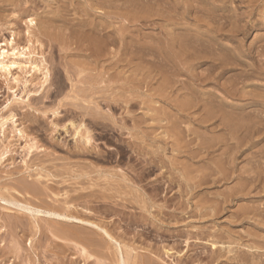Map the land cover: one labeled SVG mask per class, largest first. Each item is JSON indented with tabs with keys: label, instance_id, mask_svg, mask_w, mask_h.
Wrapping results in <instances>:
<instances>
[{
	"label": "rangeland",
	"instance_id": "rangeland-1",
	"mask_svg": "<svg viewBox=\"0 0 264 264\" xmlns=\"http://www.w3.org/2000/svg\"><path fill=\"white\" fill-rule=\"evenodd\" d=\"M6 1L7 0H5V1L0 0V6L3 7L2 9L0 8V48L3 46L2 43H5L4 41H6L8 38L10 39V37L12 36V33L14 31L13 35L15 38V43L18 42V43H16V46H18L19 49L22 47H28V46L30 48L29 51L27 50L25 52L24 55H26V57H24V58L28 59V57H30L29 59L31 61H33V62L35 61L37 64L39 63L40 67H42V66L43 67L41 68L42 73L40 71H34V72L31 71L30 74H25L24 72H26L27 69L29 70L28 67L30 66V64L26 63V60L24 58H21L20 62L25 63L27 65L26 68H23V71H20V69H14V70H11L10 75H5V74L0 72V120L4 117L8 116L9 113L12 112L13 114H15V117L18 119L17 123L20 126L18 128H22L24 130V132L27 134V135L25 134L27 136V138H29L25 141H23V140L13 141L12 138L10 139V136L12 134L9 133V139L14 142V144L12 142V146L10 147V149L12 151H11V153H9V155L12 154L10 156V158L11 157L12 158L11 159L8 158V160L1 165L2 167L0 166V174H1V172H3L0 175V183L2 182L0 184V189H1L0 193L4 192V190L6 188H8L9 186L14 185L16 182L15 179H18L19 178L18 176L22 175L21 171H23V169H25L24 170L25 174L31 175V171H32V175L30 177L32 179H34L33 178L34 174H41L43 176H46V178L43 180L48 181L47 182L48 186L51 185V188H52V189L50 188L51 191H53V192H54V190L56 191V188L60 190L59 191L60 195H58V197H54L49 192V194H51V197L63 199L64 197H62V196H65V195H70L71 197H75L78 194H81L83 196H85L87 194H91L92 195L91 201L89 200V198H86V199L80 198V199H76L77 201L75 200L76 203H74L75 201H73L72 203L70 202V204L66 205L65 207H68L69 209L73 207L74 209L72 208L71 210H74V212H76L75 210H81L84 208L83 210H85L86 212L84 211L83 212L84 217L80 216V218L85 219L86 216H88L89 219H86V220H90V217H92V218L94 217L93 219L91 218L93 220V221L91 220L92 222H94L96 224L99 223L98 225H100L101 227L103 226L102 223L105 224L104 226H105V228H107L105 230L110 229L109 230L110 233L107 231L108 234L109 235L113 234L111 238L114 237L115 241H117V244H119V246L117 245V247H116V244L113 242H109V240L107 238H106V241H108V242L104 241L101 244V246L105 245V248L95 246V245H97L96 244L97 242L94 243L93 241H95L96 239L93 240V235L92 236L90 235V234H93V232L91 230H90L91 233H90V231L88 232L89 229L86 230V228H84V230L82 231L81 229H83V228H81V226L79 227V225H77V224L74 225V224L67 223L68 224L67 225L66 223H62V224H55L56 226H54V223L39 221L38 223H39V225H41V227L43 229L42 230L43 232H41V234H40L39 231H37V229L35 230L33 223L25 222V225L22 226L24 229H22V227H21L20 228L21 230H20V229L15 227L14 222H15V218H17L19 216L21 211L18 210L17 207H15L14 205H13L14 206L13 207L10 204L5 205L4 202L3 203L0 202V218H1L0 219V256H1L0 257V264H37V263L38 264H117L116 257H114L115 256L114 254L116 252H118V247L125 256L128 255V253H130L129 255L132 256L131 261H129L130 264H131V262L133 264H144L143 262H145V264H153V262L155 264H188L190 262H191L190 264H200V263L207 264L208 261H210V262H208L209 264H214V263L215 264H218V263L219 264H229L231 261H228L227 263H225V258H220L219 260H217L218 262L211 260V259H214L213 257L215 255V254H213V252L217 253L218 250L221 251V254H223V255L225 254L226 257H230L231 254H233V256H234L235 252L238 251L237 253H239L240 256H242L241 253L242 254L244 253L243 256H247L248 259H250V260L252 259V260L257 261L259 263L262 261L261 263H264V247H262V249H261V248H257V244L254 245V242H256L257 240H258L257 242H262V239H264V231L259 230L258 228H255V226L252 224L253 222L251 220L252 217L254 219H257V220L260 219L259 217H261V219H262V216H261L262 213H261L260 209L264 207V192H261V190H260L264 187V181H262V182L260 181V183L257 182L258 176H256V174L258 175V173L259 174L261 173L262 175H264V173H263L264 172L263 171L264 170L263 169L264 168V165H263L264 164V76H263L264 75V73H263L264 72V69H263L264 68V56H263L264 55V45H263L264 44V22H263L264 21V0H86L88 2H86L85 0H44V1L43 0H33L35 2L37 1L35 6L33 3H31V0H23L25 3L22 2V0L17 1V2L15 1L14 2L15 5L9 1H8L9 3L7 4ZM83 3H85V4H83ZM2 4H5V5H2ZM9 4H11V5H9ZM86 4L87 5L89 4V7ZM90 4H91V6H90ZM156 5H158V7ZM19 7L22 10H20ZM85 8H88L86 12L84 11V10H86ZM89 8H90L91 12L89 11ZM103 8H104V11H103ZM134 8H136V10L142 11V12H138ZM66 9L68 10V12L66 11ZM149 9H150V11H148ZM56 10L58 12L53 14L54 12H56ZM62 10H64L65 13ZM51 12H52V15H51ZM47 13L50 15H48ZM109 13L112 14V16ZM137 13H138V15H136ZM151 13H153V15ZM250 13H252V14L250 15ZM43 14H45V16ZM64 14H66L68 16L66 17V15H64ZM88 14H89V16H88ZM139 14H140V16H139ZM141 14H144V15H141ZM46 15H48L47 18H46ZM54 15L55 16L60 15V17H57V16L55 17ZM61 15H63L64 17ZM150 15L152 17H150ZM120 16H121V18H120ZM141 16H142V19H141ZM161 16H163V17H161ZM197 16H199V17L197 18ZM143 17H145V18L143 19ZM165 17L168 19H166ZM28 18H30V19L33 18L32 20H34V24H32L31 26L29 24H27V21L29 20ZM137 18L139 20H137ZM169 18L171 21L169 20ZM199 18L202 20H200ZM234 18H235V20H234ZM83 19H84V21H82ZM85 19L88 22L87 24H86ZM134 19L136 20V22H134ZM35 20L36 21L38 20V21L36 22ZM233 20H234V22H233ZM47 21H52V23H54V24H51L50 22L47 23ZM174 22H176V23H174ZM177 22H178V24H177ZM65 23L66 24L70 23L71 26L69 24H67V25H69L67 27V25ZM129 23H131V24H129ZM142 23H144V24H142ZM199 23H201V24H199ZM207 23H209V24H207ZM225 23H226V25H228L230 32L228 31L229 29L227 28V26L223 27V25H225ZM89 24H90V26H89ZM91 24L92 25L95 24V25H93V27H92ZM210 24L212 25V27H211V29L208 30V28H210V26H211ZM231 24H232V26H231ZM233 24H235V25H233ZM50 25H52L51 28H53V30L51 28H49ZM82 25H83V27H82ZM46 26H48L47 27L48 29L46 28ZM86 26H88V27H86ZM189 27H191V28H189ZM231 27H234L235 29H233V28L231 29ZM76 28H77V30H76ZM80 28H81V30H78ZM90 28H91V30H89ZM41 29H44V30H41ZM131 29H133V31ZM244 29H245V31H244ZM27 30L29 31L30 37L27 36L28 34L26 35ZM78 31H80V32L78 33ZM82 32H85L86 34H84ZM49 33H51V35ZM73 33H74V35H73ZM76 33H78V34L81 33V34L78 35ZM188 33H190V34H188ZM55 34H57V35L59 34L58 37ZM88 34H90L89 37L91 36L93 39L90 38L91 39L90 40L89 37L87 36ZM53 35H55L56 37L55 36L52 37ZM81 35H82V37H81ZM77 36H78V38H77ZM96 36H97V38H96ZM26 38L28 40L31 39L30 44L28 42H26ZM53 38L56 40L55 42L53 41ZM56 38H58V39L60 38L61 42H60V40H57ZM75 38H77V39H75ZM177 40H178V42H177ZM62 41H65V42L62 43ZM85 41H86V43H85ZM88 41H89V43H87ZM91 42H92V44H91ZM179 42H182V43H179ZM79 43L82 45H80ZM26 44L28 46H26ZM91 45H92L93 49H92ZM93 45L95 47L97 46V48H95ZM99 46H101L100 47L101 50L98 49ZM188 46H189V48H188ZM3 48H6V47H3ZM81 48H82V51H80ZM151 48H152V50H151ZM86 49H87V51H86ZM88 49H89V51H88ZM162 51H163V53H162ZM191 51L193 53H191ZM82 52H83V55H87V53L89 52V54H88L89 57H87V56L82 57L83 56L81 54ZM184 52H185V54H184ZM27 53H29V56ZM91 53H93L95 55H93V57H90V56H92V55H90ZM97 54L98 55L100 54L99 55L100 57ZM128 54H130L131 57H130V55L128 56ZM163 54L165 56H167L168 58L165 57ZM134 55H139V57L138 56L133 57ZM186 55H187V57H186ZM213 56L215 58H213ZM216 56H219L218 59ZM85 58H87V59H85ZM83 60H84V62H83ZM212 61H215V63H217V64L213 63ZM218 61L220 62V65H218L219 64ZM81 62H83V64ZM78 63H81L82 65L78 64ZM86 64H87V66H86ZM88 64L90 66L92 65L94 68L93 67L91 68ZM135 64H137V65L135 66ZM142 64H143L144 68H143ZM79 65H81V66H79ZM84 65L87 68L89 66L90 69L84 68L83 67ZM137 66L141 71H139ZM151 67H153V68H151ZM214 67H216V68H214ZM155 69H156V71H155ZM240 70H241V72H240ZM44 71H49V72H47V75H49V76L46 78L47 79L46 82H44L45 81V75H44L45 72ZM242 71H244V72H242ZM134 72H135V74H134ZM80 73L86 74V75H82V74L80 75ZM136 73H137V75H136ZM126 74L128 76H126ZM193 74L195 76H193ZM257 74H259V76L260 77L262 76V77L260 78ZM77 75H79V78ZM119 75H120V77H119ZM80 76H83L82 77L83 80ZM86 76L89 77V80H88V78H86ZM75 77H77V78H75ZM14 79L15 80L18 79L19 82H15ZM160 79L164 80V81H161ZM203 79H205V80H203ZM234 80H235V82H234ZM25 81H27V83H26L27 85L24 86ZM160 81H161V83H160ZM163 83H165V84H163ZM183 83H185V84H183ZM158 84H160V85H158ZM169 84H170V86H169ZM227 84H228V86H227ZM238 84H240V85H238ZM157 85H158V87H157ZM229 85H231V86H229ZM148 86H150V87L148 88ZM165 86H168V88L169 87L170 88L168 89L166 87V89H164ZM221 86L224 88H222ZM58 87H60L61 90H60V88L58 89ZM229 87H231V88H229ZM84 89L89 91V92L85 93V97L83 96L84 93L82 94V91ZM90 89L93 91H90ZM147 89H148V91H147ZM233 89H234V91H232ZM76 90H78V92H75ZM86 90H84L83 92H85ZM187 90H189V91H187ZM228 90H229V92H226ZM156 91H157V93H156ZM158 91L160 93H158ZM161 91H162V93H161ZM167 91H168V93H167ZM26 92H28V93H26ZM79 93H81V94L79 95ZM90 93L92 94V96L89 95ZM165 93H166V95H165ZM169 93H170V96H169ZM86 94H88V96H91V97L89 98L88 96H86ZM162 94L167 99L164 98ZM25 95H26V97H25ZM156 95L159 96V98ZM160 95H162L163 98ZM13 96H17V98L20 96L21 98H23V100L19 101V102L16 101V103H18V104L12 103L10 105V108L11 107L12 108L11 109L9 108V110L4 109V106L8 103V101L9 102L13 101L12 100ZM34 96H36L37 99H38V97L39 98L41 97V99H39L40 102L38 100L36 101V98ZM82 96H83V98H82ZM70 98H75V101H74V99H70ZM115 98H118V100L116 99L117 102H115ZM91 99H93L94 101ZM108 99H110V100H108ZM184 99L185 100L187 99L188 101H190V103L187 105L188 109L185 106L186 108L183 107L184 110H183V108L180 110V107H182V106H180V103H182L184 101ZM41 100H42V102H41ZM83 100H86V101L84 102ZM171 100H172V102H170ZM173 100L175 103L173 102ZM260 100H262V101H260ZM197 101H198V103H197ZM30 102H31V104H30ZM35 102L36 103L39 102V103L36 104ZM97 102H99V103H97ZM76 103H78L80 105L82 103V105L80 106ZM142 103H143L144 107H142ZM97 104H99V105H97ZM174 104H176V106L179 108L181 113ZM213 105L216 106V108H217L216 114H214L215 110H214ZM217 105L219 106V109H218ZM83 106H85V107H83ZM89 106L91 107V109L93 108L92 109L93 110V117H90V115H88V117H87V115H84L86 118L85 119L82 116V112L84 111L83 109L88 110ZM167 106H168V108H167ZM209 106L213 107L214 111H210L212 108H209ZM57 107H59V108H57ZM77 107H79V108H77ZM80 107L82 110L80 109ZM231 108L233 109L232 111H231ZM91 109L89 108L88 111L92 112ZM139 109H141V110L139 111ZM163 109H165V110L163 111ZM157 110H158V112H157ZM186 110H188V111H186ZM208 110L210 111L211 116H210V113L208 112ZM220 110H221V112H223L225 114L221 115L223 113L219 112ZM223 110L227 111V112L229 111L228 113L235 112V113H237V115L236 114L231 115V113H230L229 115H231V116H229L228 113L224 112ZM95 111H97L98 113ZM152 111L159 114V117L157 118L158 115L155 114L156 118H154V115H153L154 113ZM189 111H190V113H189ZM150 112L153 114H151ZM218 112H219V114H218ZM102 113H103V118L108 116L107 119L109 122H107L106 118H105L106 120L105 119L103 120L102 116H99L100 114L102 115ZM149 113L151 115H153L154 120L151 119L152 118L151 116H150L151 118H149V116H148V115H150ZM73 114H75V115H73ZM95 114H96V116H95ZM97 114H99V115H97ZM189 114H190V116H189ZM212 114L217 115V117L213 116ZM197 115H198V117H197ZM55 116H57V117H55ZM67 116L68 117L72 116V118L70 119ZM164 116H165V118H163ZM169 116H170V118H169ZM218 116H220L221 119ZM224 116H226V117L224 118ZM234 116L239 117V118H237L238 122H233ZM73 117L77 121V124L81 123L80 125H83V126L86 125L85 127H87V128L85 129L82 126V128L84 130L80 129V132H79V130L75 129L74 127L76 125V123H75L76 121H74V122L71 121V120H74ZM95 117H98V118H95ZM122 117H124V118H122ZM208 117H209V119H208ZM211 117L212 118L214 117V119H212ZM56 118L57 119L59 118V119L57 120ZM61 118L64 121H62ZM99 118H102V119H99ZM112 118H114V119H112ZM168 118L172 121L168 120ZM206 118H207V121H206ZM222 118H224V119L222 120ZM66 119L69 122H66L67 121ZM121 119H122V122L120 121ZM133 119H134V122H133ZM225 119L227 121H224ZM56 120L59 121V124H57L58 122ZM92 120H93V124H91V122H90ZM209 120H210V122H209ZM219 120H221L220 123H222L221 124L222 128H220V126L216 128L217 124L219 123L218 122ZM135 121H138V122H135ZM169 121L172 124L169 123ZM180 121H182V123ZM202 121H204V123ZM235 121H236V119H235ZM20 122L23 124H20ZM53 122L55 123V126H57L56 129H54V130L52 129V128H55ZM70 122H72V123H70ZM82 122H83V124H82ZM144 122H145V124H144ZM167 122H168V124L171 125V127H170V125L167 124ZM229 122H231V123H229ZM73 123H75V124H73ZM252 123H253V125H252ZM51 124H53V125H51ZM87 124H88V126H87ZM151 124H152V127H151ZM214 124H216V125H214ZM21 125H22V127H21ZM23 125H24V127H23ZM222 125H224V126H222ZM236 125H238V127ZM241 125H242V127L245 125L244 130L240 129V128H242ZM175 126L178 128H176ZM233 126L234 127L236 126V127L234 128ZM248 126H250V127L256 126L259 129V132L251 133V134L247 135L246 128ZM121 127L122 128L124 127L123 130H121L122 129ZM165 128H168L169 132L172 134L174 132H171V131H175V135L174 134L171 135L170 133H168L167 132L168 130L167 129L165 130ZM230 128L231 129L234 128L233 129L234 132H232V131L228 132L230 130ZM236 128H239V131ZM65 129L67 130L66 132H68V133L65 132ZM76 130L79 132L78 134H77ZM149 130H151V132ZM152 130H153V135H151ZM214 130H216L215 133H214ZM83 131L87 133V136L90 133L89 134L90 137L89 136L88 137L92 140V144L89 143V145L88 144L84 145V142L82 140L83 138H81L83 136V134H85V133H83ZM187 131H189V132H187ZM239 132H243V133L240 134ZM147 133L148 134L151 133V134L147 135ZM166 133H168V134H166ZM229 133H234L235 135L229 134ZM56 134H57V136H56ZM77 135L79 137H77ZM135 135H137V136H135ZM220 135H222V137ZM230 135H233V137H231ZM237 135L239 136V140H238ZM213 136H214V139L212 138ZM167 137H169L171 140L178 138L179 140L176 142H178L177 144H179L181 149H177V147L178 148H180V147L175 142H174L176 144V145L174 144L175 149L169 147L170 143H169V145L166 146L165 142H168V141L172 142ZM144 138H145V140H144ZM230 138H231V140H230ZM235 138H236V140H238V141L241 140L243 142V143H241V141H240V143H239L242 146L237 144L238 141H236ZM30 139H32V140L30 141ZM233 139H234V142H233ZM76 140H79V144H78V142H76ZM138 140L141 144L138 142ZM229 140L232 141L233 143L230 142ZM250 140H252L255 145L251 149H246L245 145ZM191 141H193V142H191ZM9 142L6 141L5 143L8 144ZM124 142L125 143L127 142V143L125 144ZM188 142H189V144H188ZM0 143H1V139H0ZM25 143H26V145H25ZM29 143L30 144L31 143L37 144V149L33 148V150H32L33 152L26 154V153H28V150H27V148H24V147H27V144H29ZM136 143H139V144H136ZM161 143L164 145H162ZM181 143H183V144H181ZM201 143H202V145H201ZM225 143L227 145L230 143V145L227 146ZM231 143L233 144L235 151L233 149V146H232V148L230 147L232 145ZM142 144L147 145V146H144V145L142 146ZM152 144H154V145H152ZM75 145L79 146V147H76ZM83 145L86 148H88L89 146L92 147L91 148L92 150L90 149V147H89V150H87V151L86 150H79L83 147ZM127 145L129 147H127ZM133 145H135V146H133ZM136 145H138V146L136 147ZM151 145H152V147H151ZM199 145H201V147H199ZM237 145H238V147H236ZM247 145H249V144H247ZM123 146H125V147H123ZM139 146L141 148H138ZM149 146H150V149L147 148ZM163 146H164V148H163ZM210 146H211V148H210ZM226 146H227V149L225 148ZM18 147H19V151L16 150V149H18ZM143 147H145L147 150H145V148H143ZM1 148L2 147H0V151H1ZM170 148L174 149V150H170ZM228 148H230V150L233 149V151L235 153L232 152V150L231 151L228 150ZM238 148L240 149L239 150L240 153L239 152L237 153ZM68 149H69V151H68ZM133 149H134V151H133ZM142 149L144 151H141ZM152 149L153 150L157 149L156 151L154 150V152H157L159 154L158 155L157 153H155L156 156L158 155L157 157L160 158L159 159L160 162L163 160L162 163L159 162L160 164H158V168H157V166L153 167L150 164L146 163V159L148 160L151 157V156H149V154L150 155L153 154ZM176 149L179 151H177ZM188 149H189V151H188ZM16 151L18 154L16 153ZM70 151H71V153H70ZM147 151H148V153H147ZM197 151L199 152V154L200 153L201 154L200 155L195 154V153H197ZM177 152H178V155H177ZM193 152H195V153H193ZM223 152L226 154H229V155H226V154L224 155ZM20 153H22V154H20ZM86 153L88 156L85 157ZM262 153H263V155H261ZM14 154H15V156H14ZM217 154H219V155L217 156ZM235 154L237 157L235 156ZM30 155H31V157H30ZM195 156H196V158H195ZM25 157H26V159H25ZM207 157H208V159H207ZM21 158H22V160H21ZM228 158H231V160H229ZM28 159H29V161H28ZM36 159H37V161H36ZM216 159H218V160L220 159L221 162L217 161ZM170 160H171V162H170ZM30 161L32 162V164ZM174 161L176 163H173ZM10 162L13 164L11 165ZM16 162H18V163H16ZM22 162H24V163H22ZM25 162H26L27 167H25ZM217 162L219 164L220 163H222V164H220L217 167V165H214ZM15 163L19 167L21 165V168H20L21 170L19 169L20 171H17V169L19 167H17L15 165ZM169 163H172V164L169 165ZM35 164H36V166L38 165V167H33V165L35 166ZM145 164H147V165H145ZM186 164L189 165L188 166L189 171H192V173H194L195 170L197 169V168H195L196 166L202 172L198 171V169H197L196 172H198V173L195 172L193 174V177H192V173H191L192 178L189 179L190 174H187V173H190V172L184 171V169L185 170L188 169L187 166H186L187 169L183 168ZM224 164H225V166H224ZM229 164H232V165H229ZM8 165L11 166V168ZM53 165H54V167H53ZM259 165L261 167L263 166V168H261V167L259 168ZM146 166H148V167H146ZM169 166L171 167V170H170ZM173 166H176V168L178 170L175 169V167L172 169ZM199 166L200 167L202 166L203 168H199ZM204 166H205V168H204ZM220 166L222 167V169ZM257 166H258L259 170L256 168ZM39 167H41V168H39ZM52 167H53V169H52ZM193 168H194V170H192ZM14 169H15V172H18V174H19V175H15L18 178L17 177L15 178V176H13L12 179H11V177L5 178L6 172H8L9 170L13 171ZM41 169L43 170V172ZM219 169H221V170H219ZM247 169H248V172H250V173L252 172L250 175L249 174L247 175V173H248L246 171ZM210 170H213L216 176L214 174H210V173H212V172H210ZM222 170H224L225 172L227 171V172L222 174L220 172ZM52 171L54 172V174L52 173ZM168 171H170V172H168ZM218 171H219V173H218ZM48 172H49V174H48ZM71 172L73 174H71ZM92 173H94V174H92ZM102 173H104V174H102ZM122 173L124 174V176L122 175ZM206 173L208 174L210 181H208L209 178H207ZM239 173H241L242 175ZM44 174H46V175H44ZM110 174L112 176L116 175L115 176L116 178L112 177ZM163 174H164V176H163ZM3 175H4V177H3ZM53 175H55V176H53ZM67 175L69 177H67ZM77 175H79V178ZM224 175H225V177H224ZM47 176H48V178L50 177V179H48ZM74 176H75V178H74ZM80 176L82 178H80ZM200 176H205L207 180L204 177H200ZM217 176H218V178L222 177L223 179L222 178L218 179ZM71 177L75 180H73ZM105 177H107L108 179ZM121 177H123L124 179ZM170 177H171V179H173V181L170 179ZM55 178H56V180H55ZM109 178H112V179L110 180ZM202 178H204V183H201L200 185H198L200 187L191 184L194 182L198 183V181H200V179H202ZM215 178H217L218 181L220 180V182H217L215 184L210 183ZM246 178H248V179H246ZM7 179H8V181H7ZM9 179L13 180V181H10ZM89 179H91V180H89ZM113 179L117 182L118 185L116 184V182ZM121 179L124 181H122ZM217 179H215V180H217ZM263 179H264V176H263ZM125 180H126V182H125ZM190 180H192V181L195 180V181L192 182ZM106 181H107V184H106ZM159 181H160V183H159ZM54 182H56V183H54ZM92 182H93V184H92ZM207 182H209L210 184H208ZM4 183H6L7 185H5ZM119 183H120V185H119ZM131 183H132V185H131ZM112 184L114 186L116 185L117 187H113ZM109 185H110V187H109ZM186 185H188L187 186L188 188L186 187ZM87 186H89V187H87ZM91 186H94V187H91ZM121 186H122V188H121ZM124 186H126V187H124ZM244 186H245V188H244ZM64 187H67V188H64ZM168 187H171V188H168ZM3 188H4V190H3ZM115 188H116V191L114 190ZM119 188H120L121 192H120V190H117ZM242 188L244 189V191L245 190H251L252 196L256 195L257 192H260V193H258L254 198H251V199H249L247 197L245 198V197H242L244 194ZM254 188H256V189H254ZM78 190L80 192H78ZM188 190H190V191L193 190L192 193L195 194V196L191 195V193L188 194V192H187ZM239 190H240V192H239ZM73 191H74V193H77V194H74ZM92 191L95 193V195ZM100 191H102V192H100ZM105 191H106V193H105ZM108 191H110V192H108ZM134 191H135V193H134ZM183 191L187 192V193H184ZM238 192H239V194H238ZM10 193L13 194L12 191H10ZM130 193H131V195H130ZM210 193H211V195H210ZM219 193H221V195H223V197L225 195L223 193H226V194L229 193L228 196L225 195V197H228L227 199H229L228 202L223 205V207L225 208V210H224L225 213L223 211H221L217 217L212 218L211 216L210 217L206 216L204 218L202 217V218L198 219L199 217L197 216L196 212L197 211L201 212L200 209L202 207H204L203 209H201V210H203L204 213L205 212L209 213L210 209L212 210V208L213 209L215 208L214 203L224 202L225 199L223 200L222 196L219 195ZM125 194H127L128 196ZM201 194H203V195H201ZM206 194H207V196L208 195L209 196L208 197L205 196ZM234 194H236V195H234ZM123 195H124V198H123ZM143 195H144V197H143ZM179 195L181 197H179ZM215 195H216L217 199H216ZM17 196L18 197H16V198L18 199V201L24 203V201L22 200L23 197H20V195H17ZM100 196L102 198H100ZM125 196L127 198H125ZM131 196H133L134 198H137L138 201L135 200L134 198H132ZM186 196H188V197H186ZM196 197L199 200L198 202H196L197 201ZM210 197H211V199H210ZM234 197L235 198L237 197V198L233 200L232 198H234ZM186 198H187V200H186ZM146 199L147 200L150 199L149 202ZM170 199L173 201H171ZM209 199H210V201H208ZM231 199H232V201H231ZM50 200H52V199H50V198H49V200L46 199L47 204H45V207H44V208H47L46 210L51 209V207H55V208L59 207L58 203L53 202V200L51 203H53L54 206H52V204L50 203ZM82 200H84V201L81 203ZM193 200H195V201H193ZM217 200H219V201H217ZM78 201H80V202H78ZM143 201H145V203ZM200 201L206 202V203H202V205H201L202 207L199 205L197 208L194 207L197 205V203L201 204ZM34 202L35 201L32 200V203H34ZM165 202H168V203H165ZM178 202H180V203H178ZM181 202L184 203L185 205L181 204ZM194 202H196V203H194ZM143 203L145 205H143ZM193 203H194V205H193ZM211 203H213V205H211ZM77 204H79V205H77ZM88 204H90V205H88ZM105 204H107V205H105ZM177 204L181 208V211H180L179 207H176ZM205 204H208V205L210 204L209 206L212 208L205 207L206 206ZM7 205H9V206H7ZM32 206H34V205H32ZM173 206H175V208H178V210L175 209ZM181 206H183V207H181ZM185 206H187L188 208L186 209ZM228 206H230V207H228ZM189 207H190V209H189ZM242 207H244V208L242 209ZM252 207H255V208L257 207L256 209H259L260 211L259 210L255 211L256 210L255 209L253 211L254 212V214H253L250 211V210L254 209ZM87 209L90 210L89 212H91L92 214L88 213ZM101 209H102V212L100 211ZM194 209L197 210L195 212L196 214L194 213ZM238 209H240V210H238ZM244 209L245 210L248 209L246 211V213H243V211H245ZM206 210H208V211H206ZM186 211H187V213H185ZM192 211L194 213V214H192L193 216L191 215ZM188 212H190V213H188ZM248 212H249V215H248ZM250 212L254 216H251ZM241 213H242V217H245V219L240 217ZM257 213H259V214H257ZM76 214H77V212H76ZM243 214H245V215H243ZM195 215L197 216V219H193V218H195ZM5 216H6V220L11 219L13 216H14V218H12L11 222H10V220L5 222V220H4ZM236 216H239V219H235ZM255 216H256V218H255ZM186 218H189V219H186ZM209 218H211V219H209ZM236 218H238V217H236ZM241 218H242V222H241L242 224L240 223ZM97 219H99V220H97ZM247 219H248V222L246 221ZM214 220H216L217 222ZM12 221H13V223H12ZM160 221H162V222H160ZM199 221H201L202 223ZM204 221H206V222H204ZM174 222L175 223L177 222V223L175 224ZM213 222L215 223V225ZM181 223L183 224V226ZM191 223H193L194 225ZM12 224H14V227ZM36 224H37V222H36ZM195 224L198 226H196ZM50 225H52V227ZM175 225H178V226H176L177 228L175 227ZM184 225L187 226V228ZM190 225L191 226L193 225V227H191ZM218 225H219V228L217 227ZM2 226H8V228L2 227ZM199 226H200V228H199ZM224 226H226L228 228L226 229V227L224 228ZM9 227L11 228V230H13L12 231V232H14L13 234L10 231ZM53 227L59 228L58 230L56 228L54 229V233H55V230L57 232V233H55L56 236L54 234L51 235L53 233V231H52ZM188 227H190V229ZM194 227H197V228H194ZM201 227L203 229H201ZM74 228H75V230H74ZM77 228H78V230H77ZM102 228L104 229V227H102ZM191 228H194V229L191 230ZM46 229L49 231H47ZM62 229H65V230H62ZM204 229H206V230H204ZM229 229L231 230V232L229 231ZM262 229H264V227ZM60 230H61V232H60ZM79 230L82 231L83 233H81V232L77 233ZM190 230L192 233H189ZM205 231H208V232H205ZM228 231H229V233H228ZM238 231L240 232L239 234H238ZM184 232L185 233L187 232L186 234H192V235L194 234L191 237L194 240L191 239L189 236H187ZM218 232L219 233L221 232V235L218 234ZM232 232L234 233V235ZM248 232H251V235ZM252 232L254 233V235L256 234L257 236L259 234L262 238L258 239L260 236H258V238H257L255 235L254 236L255 239H254ZM8 233H9V235H8ZM61 233L63 235H65V238H63V235H61ZM74 233H75V235H74ZM169 233H170V235H169ZM205 233H207V234H205ZM210 233H215V234H211V235L217 236L218 238H221V239L223 238L222 240L226 241L227 238H228V240L226 242L221 240V243H219V245L217 244V245L213 246L210 243H212V241H214L215 239L209 238ZM216 233L219 236L216 235ZM235 233L237 234L236 236H235ZM14 234H15V237H14ZM43 234H44V236H43ZM78 234L81 236H78ZM85 234L86 235L88 234V235L86 236ZM223 234H226V235L223 236ZM82 235H85V236L82 237ZM207 235H209V236H207ZM19 236L21 238H22V236H24V237L21 239ZM32 236L35 238H33ZM38 236L40 238L39 240H38ZM71 236L74 237L75 239L77 237H81L82 239L84 237H85V239L88 237V241L82 243L83 244V246H82L80 240H78L80 242L79 243L77 241V239L74 240L71 238ZM99 236H98V238L97 237H95V238H97V240H98ZM234 236L237 239H235ZM60 237H62V238H60ZM66 237H67V239H66ZM186 237H188V238H186ZM207 237L209 239H207ZM248 237L250 238V241H249ZM90 238H91L92 242L90 241ZM122 238H124V239H122ZM243 238H244V240H243ZM29 239H32V240H29ZM128 240L130 242H128ZM198 240H199V242H198ZM210 240H212V241L210 242ZM229 240H231V242H229ZM234 240H235V242H234ZM186 241H187V245H191V247H187L185 245ZM193 241H195V243ZM124 242L126 243V245ZM227 242H229V243H227ZM238 242H240V243H238ZM30 243H31V245H30ZM130 243L131 244L133 243V244L131 245ZM200 243H202V244H200ZM230 243H233V244L229 245ZM242 243H246L247 245L249 244L248 247H250L251 249L248 248L246 244L242 245ZM86 244L88 245V247H86L87 246ZM147 244H148V246H146ZM220 244H222V245H220ZM250 244H251V246L252 245H254V246L251 247ZM109 245H111V246H109ZM176 245H178V246H176ZM172 246H174V247H172ZM215 246H216V249L219 246V249L216 250L214 248L212 250L211 247L213 248ZM231 246H233V247L235 246L234 248L232 247L233 253H228L227 251L229 248H231ZM236 246H237V248H236ZM124 247H126V248L124 249ZM241 247H245V248H241ZM95 248L96 249L98 248L97 249L98 251ZM252 248H256L255 249L256 251ZM1 249H3V251H1ZM82 249H84V250H82ZM101 249H104V250L101 251ZM235 249H237V250H235ZM186 250L188 253H185ZM239 250H241V251H239ZM96 251L99 253H97ZM135 251L137 253L132 254V253H135ZM244 251L246 252V255H245ZM247 251L249 252V254ZM250 251L252 253H250ZM257 251H260V254ZM174 252H175V254H173ZM261 252H262V254H261ZM84 253H85V256L87 257V259L84 256ZM168 253H170V254H168ZM179 253H180V255H179ZM81 254H83V255H81ZM183 254H185L186 256ZM210 254L211 255L213 254L212 257L209 256ZM144 255L146 256L145 258H144ZM187 255H188V257H187ZM249 255H250V257H248ZM253 255H255V256H253ZM136 256H138V258ZM179 256H180V258H179ZM182 256H185V257H182ZM61 257H62V260L64 257L63 262L60 261ZM139 257H141V258L139 259ZM148 257H149V259H148ZM200 257H201V259H200ZM252 257H254V259ZM57 258L59 261L57 260ZM75 258H76V260H75ZM146 258H147V260H146ZM196 258H197V260L199 259L198 262H197V260L195 262ZM259 258L263 259V260H259ZM67 259H69V260H67ZM181 259H182V261H180ZM185 259H187L188 261ZM207 259H209V260L207 261ZM151 260H152V262H151ZM221 260H223V261H221ZM37 261H39V262H37ZM183 261H185V263H183ZM199 261H200V263H199ZM129 262H128V264H129ZM232 263L233 264H243L242 262L237 263V261H233Z\"/></svg>",
	"mask_w": 264,
	"mask_h": 264
},
{
	"label": "bare ground",
	"instance_id": "bare-ground-1",
	"mask_svg": "<svg viewBox=\"0 0 264 264\" xmlns=\"http://www.w3.org/2000/svg\"><path fill=\"white\" fill-rule=\"evenodd\" d=\"M4 1H5V0H4ZM8 1L15 5L14 2H15V1L17 2V1H20V0H7V1H6L7 4L9 3ZM43 1H44V0H43ZM85 1H86V0H85ZM22 2H24V1L22 0ZM36 2H37V1H36ZM36 2L33 1V0H31V3H33L34 6L36 5ZM86 2H88V1H86ZM182 2H183V1H182ZM24 3H25V2H24ZM29 3H30V2H29ZM70 3H71V2H70ZM90 3H91V2H90ZM167 3H168V2H167ZM51 4H52V3H51ZM75 4H76V3H75ZM83 4H85V3H83ZM156 4H157V3H156ZM180 4H181V3H180ZM183 4H184V3H183ZM183 4H182V5H183ZM214 4H215V3H214ZM248 4H249V3H248ZM2 5H5V4H2ZM9 5H11V4H9ZM86 5H87V4H86ZM17 6H18V5H17ZM17 6H16V7H17ZM48 6H49V5H48ZM57 6H58V5H57ZM76 6H77V5H76ZM84 6H85V5H84ZM87 6L89 7V4H88ZM90 6H91V4H90ZM133 6H134V5H133ZM156 6L158 7V5H156ZM159 6H160V5H159ZM36 7H37V6H36ZM0 8L2 9L3 7L0 6ZM90 8H91V7H90ZM90 8H89V11L91 12ZM152 8H153V7H152ZM162 8H163V7H162ZM19 9L22 10L20 7H19ZM56 9H57V8H56ZM85 9H86V10H84V11L86 12L88 8H85ZM125 9H126V8H125ZM134 9L136 10V8H134ZM140 9H141V8H140ZM166 9H167V8H166ZM57 10H58V9H57ZM57 10H56V12H54L53 14L57 13V12H58ZM92 10H93V9H92ZM167 10H168V9H167ZM23 11H24V10H23ZM62 11H64V10H62ZM62 11H61V12H62ZM66 11L68 12L67 9H66ZM103 11H104V8H103ZM107 11H108V10H107ZM111 11H112V10H111ZM113 11H114V10H113ZM136 11H138V10H136ZM144 11H145V10H144ZM148 11H150V9H149ZM193 11H194V10H193ZM204 11H205V10H204ZM32 12H33V11H32ZM59 12H60V11H59ZM85 12H84V13H85ZM92 12H93V11H92ZM105 12H106V11H105ZM134 12H135V11H134ZM134 12H133V13H134ZM138 12H142V11H138ZM146 12H147V11H146ZM154 12H155V11H154ZM207 12H208V11H207ZM62 13H63V12H62ZM62 13H61V14H62ZM64 13H65V11H64ZM88 13H89V12H88ZM111 13H112V12H111ZM171 13H172V12H171ZM209 13H210V12H209ZM247 13H248V12H247ZM247 13H246V14H247ZM47 14H48V13H47ZM59 14H60V13H59ZM66 14H67V13H66ZM66 14H64V15H66ZM85 14H86V13H85ZM85 14H84V15H85ZM92 14H93V13H92ZM109 14H110V13H109ZM145 14H146V13H145ZM151 14L153 15V13H151ZM251 14H252V13H250V15H251ZM43 15L45 16V14H43ZM48 15H50V14H48ZM48 15H46V18L48 17ZM51 15H52V12H51ZM110 15L112 16V14H110ZM124 15H125V14H124ZM136 15H138V13H137ZM141 15H144V14H141ZM146 15H147V14H146ZM146 15H145V16H146ZM159 15H160V14H159ZM219 15H220V14H219ZM54 16H55V15H54ZM56 16H57V15H56ZM56 16H55V17H56ZM61 16H63V15H61ZM67 16H68V15H66V17H67ZM88 16H89V14H88ZM90 16H91V15H90ZM102 16H103V15H102ZM128 16H129V15H128ZM130 16H131V15H130ZM139 16H140V14H139ZM57 17H60V15H58ZM63 17H64V16H63ZM124 17H125V16H124ZM132 17H133V16H132ZM147 17H148V16H147ZM150 17H152V16L150 15ZM161 17H163V16H161ZM198 17H199V16H197V18H198ZM250 17H251V16H250ZM85 18H86V17H85ZM120 18H121V16H120ZM144 18H145V17H143V19H144ZM148 18H149V17H148ZM157 18H158V17H157ZM165 18H166V17H165ZM28 19H29V20L27 21V24H29L30 26H31L32 24H34V20H32L33 18H32V19L28 18ZM50 19H51V18H50ZM66 19H67V18H66ZM87 19H88V18H87ZM131 19H132V18H131ZM141 19H142V16H141ZM160 19H161V18H160ZM166 19H168V18H166ZM199 19H200V18H199ZM13 20H14V19H13ZM47 20H48V19H47ZM60 20H61V19H60ZM80 20H81V19H80ZM85 20H86V19H85ZM89 20H90V19H89ZM92 20H93V19H92ZM137 20H139V19L137 18ZM146 20H147V19H146ZM163 20H164V19H163ZM169 20H170V18H169ZM172 20H173V19H172ZM194 20H195V19H194ZM200 20H202V19H200ZM206 20H207V19H206ZM234 20H235V18H234ZM234 20H233V22H234ZM35 21H36V20H35ZM37 21H38V20H37ZM37 21H36V22H37ZM40 21H41V20H40ZM53 21H54V20H53ZM61 21H62V20H61ZM63 21H64V20H63ZM68 21H69V20H68ZM82 21H84V19H83ZM96 21H97V20H96ZM122 21H123V20H122ZM158 21H159V20H158ZM170 21H171V20H170ZM170 21H169V22H170ZM198 21H199V20H198ZM231 21H232V20H231ZM231 21H230V22H231ZM236 21H237V20H236ZM243 21H244V20H243ZM20 22H21V21H20ZM25 22H26V21H25ZM41 22H42V21H41ZM44 22H45V21H44ZM48 22H50L51 24H54V23H52V21H47V23H48ZM70 22H71V21H70ZM76 22H77V21H76ZM124 22H125V21H124ZM134 22H136L135 19H134ZM169 22H168V23H169ZM207 22H208V21H207ZM263 22H264V21H263ZM78 23H79V22H78ZM87 23H88V22H87V20H86V24H87ZM91 23H92V22H91ZM126 23H127V22H126ZM174 23H176V22H174ZM187 23H188V22H187ZM204 23H205V22H204ZM35 24H36V23H35ZM55 24H56V23H55ZM65 24H66V23H65ZM67 24H69V25L71 26L70 23H67ZM67 24H66V25H67ZM72 24H73V23H72ZM129 24H131V23H129ZM142 24H144V23H142ZM170 24H171V23H170ZM177 24H178V22H177ZM195 24H196V23H195ZM197 24H198V23H197ZM199 24H201V23H199ZM207 24H209V23H207ZM207 24H206V25H207ZM221 24H222V23H221ZM247 24H248V23H247ZM29 25H28V26H29ZM60 25H61V24H60ZM69 25H67V27H68ZM73 25H74V24H73ZM91 25H92V24H91ZM93 25H95V24H93ZM93 25H92V27H93ZM134 25H135V24H134ZM134 25H133V26H134ZM137 25H138V24H137ZM202 25H203V24H202ZM210 25H211V24H210ZM233 25H235V24H233ZM236 25H237V24H236ZM35 26H36V25H35ZM35 26H34V27H35ZM51 26H52V25H50L49 28H51ZM62 26H63V25H62ZM64 26H65V25H64ZM89 26H90V24H89ZM135 26H136V25H135ZM180 26H181V25H180ZM195 26H196V25H195ZM207 26H208V25H207ZM224 26H227V28H228V25H226V23H225V25H223V27H224ZM231 26H232V24H231ZM242 26H243V25H242ZM247 26H248V25H247ZM12 27H13V26H12ZM12 27H11V28H12ZM47 27H48V26H46V28H47ZM78 27H79V26H78ZM80 27H81V26H80ZM82 27H83V25H82ZM82 27H81V28H82ZM86 27H88V26H86ZM139 27H140V26H139ZM182 27H183V26H182ZM211 27H212V25L210 26V28H208V30L211 29ZM54 28H55V27H54ZM57 28H58V27H57ZM69 28H70V27H69ZM69 28H68V29H69ZM81 28L78 29V30H81ZM84 28H85V27H84ZM84 28H83V29H84ZM123 28H124V27H123ZM156 28H157V27H156ZM189 28H191V27H189ZM206 28H207V27H206ZM225 28H226V27H225ZM232 28L235 29L234 27H231V29H232ZM47 29H48V28H47ZM51 29L53 30V28H51ZM71 29H72V28H71ZM83 29H82V30H83ZM137 29H138V28H137ZM137 29H136V30H137ZM154 29H155V28H154ZM159 29H160V28H159ZM193 29H194V28H193ZM222 29H223V28H222ZM228 29H229V28H228ZM41 30H44V29H41ZM76 30H77V28H76ZM89 30H91V28H90ZM89 30H88V31H89ZM95 30H96V29H95ZM124 30H125V29H124ZM131 30L133 31V29H131ZM140 30H141V29H140ZM174 30H175V29H174ZM238 30H239V29H238ZM242 30H243V29H242ZM45 31H46V30H45ZM125 31H126V30H125ZM192 31H193V30H192ZM195 31H196V30H195ZM228 31L230 32V29H229ZM244 31H245V29H244ZM42 32H43V31H42ZM48 32H49V31H48ZM48 32H47V33H48ZM63 32H64V31H63ZM76 32H77V31H76ZM79 32H80V31H78V33H79ZM119 32H120V31H119ZM127 32H128V31H127ZM141 32H142V31H141ZM165 32H166V31H165ZM10 33H11V32H10ZM13 33H14V31H13ZM13 33H12V36L10 37V39L8 38L6 41H4L5 43H2L3 46L0 48V72L3 73V74H5V75H10L11 70H14V69H20V71H23V68H26V67H27V65H26L25 63H21V62H20V59L26 57V55H24V54H25V52H26L27 50L29 51V49H30L29 46H28L27 44H28V43L30 44V42H31L30 40H31V39L28 40V39L26 38V42H28V43L26 44V46H28V47H22V48H20V49H21V50H20L19 47L16 46V43H18V42L15 43V38H14ZM43 33H44V32H43ZM45 33H46V32H45ZM78 33H76V34H78ZM82 33L86 34L85 32H82ZM87 33H88V32H87ZM132 33H133V32H132ZM192 33H193V32H192ZM221 33H222V32H221ZM234 33H235V32H234ZM237 33H238V32H237ZM27 34H28V35H27ZM49 34L51 35V33H49ZM76 34H75V35H76ZM80 34H81V33H80ZM80 34H78V35H80ZM176 34H177V33H176ZM188 34H190V33H188ZM26 35H27L28 37H30V36H29V31H28V30L26 31ZM30 35H31V34H30ZM55 35H57V34H55ZM55 35H53L52 37H54ZM58 35H59V34H58ZM58 35H57V37H58ZM70 35H71V34H70ZM73 35H74V33H73ZM89 35H90V34H88L87 36L89 37ZM93 35H94V34H93ZM121 35H122V34H121ZM193 35H194V34H193ZM44 37H45V36H44ZM55 37H56V36H55ZM59 37H60V36H59ZM73 37H74V36H73ZM81 37H82V35H81ZM199 37H200V36H199ZM219 37H220V36H219ZM31 38H32V37H31ZM37 38H38V37H37ZM45 38H46V37H45ZM61 38H62V37H61ZM77 38H78V36H77ZM77 38H75V39H77ZM90 38H92V37L90 36L89 39H90ZM96 38H97V36H96ZM116 38H117V37H116ZM231 38H232V37H231ZM48 39H49V38H48ZM56 39H57V40H60V38H59V39L56 38ZM92 39H93V38H92ZM188 39H189V38H188ZM19 40H20V39H19ZM51 40H52V39H51ZM64 40H65V39H64ZM90 40H91V39H90ZM206 40H207V39H206ZM49 41H50V40H49ZM53 41L55 42L56 40L53 38ZM121 41H122V40H121ZM187 41H188V40H187ZM57 42H58V41H57ZM60 42H61V40H60ZM63 42H65V41H62V43H63ZM122 42H123V41H122ZM145 42H146V41H145ZM177 42H178V40H177ZM237 42H238V41H237ZM58 43H59V42H58ZM82 43H83V42H82ZM85 43H86V41H85ZM85 43H84V44H85ZM87 43H89V41H88ZM128 43H129V42H128ZM169 43H170V42H169ZM179 43H182V42H179ZM190 43H191V42H190ZM39 44H40V43H39ZM73 44H74V43H73ZM79 44H80V43H79ZM91 44H92V42H91ZM171 44H172V43H171ZM186 44H187V43H186ZM186 44H185V45H186ZM80 45H82V44H80ZM163 45H164V44H163ZM172 45H173V44H172ZM239 45H240V44H239ZM263 45H264V44H263ZM86 46H87V45H86ZM93 46H94V45H93ZM128 46H129V45H128ZM128 46H127V47H128ZM169 46H170V45H169ZM178 46H179V45H178ZM191 46H192V45H191ZM3 47H6V48H3ZM81 47H82V46H81ZM91 47H92V45H91ZM94 47H95V46H94ZM100 47H101V46H99L98 49H100ZM141 47H142V46H141ZM258 47H259V46H258ZM82 48H83V47H82ZM82 48H81V50H80V49H79V50L82 51ZM86 48H87V47H86ZM95 48H97V46H96ZM95 48H94V49H95ZM181 48H182V47H181ZM188 48H189V46H188ZM191 48H192V47H191ZM191 48H190V49H191ZM83 49H84V48H83ZM92 49H93V47H92ZM98 49H97V50H98ZM127 49H128V48H127ZM163 49H164V48H163ZM163 49H162V50H163ZM168 49H169V48H168ZM168 49H167V50H168ZM173 49H174V48H173ZM190 49H189V50H190ZM100 50H101V49H100ZM151 50H152V48H151ZM176 50H177V49H176ZM179 50H180V49H179ZM181 50H182V49H181ZM86 51H87V49H86ZM88 51H89V49H88ZM93 51H94V50H93ZM98 51H99V50H98ZM102 51H103V50H102ZM102 51H101V52H102ZM128 51H129V50H128ZM159 51H160V50H159ZM182 51H183V50H182ZM194 51H195V50H194ZM34 52H35V51H34ZM83 52H84V51H83ZM83 52L81 53L82 55H83ZM91 52H92V51H91ZM129 52H130V51H129ZM160 52H161V51H160ZM173 52H174V51H173ZM173 52H172V53H173ZM96 53H97V52H96ZM98 53H99V52H98ZM111 53H112V52H111ZM125 53H126V52H125ZM131 53H132V52H131ZM131 53H130V54H131ZM162 53H163V51H162ZM162 53H161V54H162ZM175 53H176V52H175ZM180 53H181V52H180ZM182 53H183V52H182ZM191 53H193V52L191 51ZM27 54H28V56H29V53H27ZM31 54H32V53H31ZM31 54H30V55H31ZM84 54H85V53H84ZM88 54H89V52L87 53V55H83L82 57H85V56L89 57ZM130 54H128V56H129ZM138 54H139V53H138ZM161 54H160V55H161ZM169 54H170V53H169ZM169 54H168V55H169ZM184 54H185V52H184ZM184 54H183V55H184ZM187 54H188V53H187ZM90 55H92V56H90V57H93V55H95V54L91 53ZM97 55H98V54H97ZM97 55H96V56H97ZM99 55H100V54H99ZM99 55H98V56H99ZM163 55H164V54H163ZM172 55H173V54H172ZM188 55H189V54H188ZM202 55H203V54H202ZM214 55H215V54H214ZM239 55H240V54H239ZM28 56H27V57H28ZM137 56L139 57V55H134L133 57H137ZM164 56H165V55H164ZM169 56H170V55H169ZM174 56H175V55H174ZM192 56H193V55H192ZM263 56H264V55H263ZM94 57H95V56H94ZM99 57H100V56H99ZM130 57H131V55H130ZM142 57H143V56H142ZM165 57H167V56H165ZM176 57H177V56H176ZM186 57H187V55H186ZM216 57H217V59H218L219 56H216ZM240 57H241V56H240ZM242 57H243V56H242ZM29 58H30V57H28V59H27V58H24V59L26 60V63L30 64V66L28 67L29 70L27 69L26 72H24V73H25V74H30L31 71H33V72H34V71H40V72H41V71H42L41 68H42L43 66L40 67V66H39V63L37 64L35 61H34V62L31 61ZM121 58H122V57H121ZM127 58H128V57H127ZM167 58H168V57H167ZM167 58H166V59H167ZM213 58H215V57L213 56ZM85 59H87V58H85ZM131 59H132V58H131ZM135 59H136V58H135ZM141 59H142V58H141ZM169 59H170V58H169ZM169 59H168V60H169ZM180 59H181V58H180ZM184 59H185V58H184ZM211 59H212V58H211ZM230 59H231V58H230ZM139 60H140V59H139ZM21 61H22V60H21ZM30 61H31V62H30ZM127 61H128V60H127ZM169 61H170V60H169ZM189 61H190V60H189ZM23 62H24V61H23ZM83 62H84V60H83ZM83 62H81V63L83 64ZM133 62H134V61H133ZM212 62L215 63V61H212ZM218 62H219V61H218ZM253 62H254V61H253ZM81 63H78V64H81ZM233 63H234V62H233ZM78 64H77V65H78ZM82 64H81V65H82ZM128 64H129V63H128ZM140 64H141V63H140ZM215 64H217V63H215ZM215 64H214V65H215ZM221 64H222V63H221ZM229 64H230V63H229ZM255 64H256V63H255ZM40 65H41V64H40ZM75 65H76V64H75ZM81 65H79V66H81ZM88 65H89V64H88ZM96 65H97V64H96ZM136 65H137V64H135V66H136ZM158 65H159V64H158ZM158 65H157V66H158ZM218 65H220V62H219ZM86 66H87V64H86ZM86 66L84 65L83 67H84V68H87ZM89 66H90V65H89ZM89 66H88L89 69H90V67H91V68L93 67L92 65H91L90 67H89ZM97 66H98V65H97ZM130 66H131V65H130ZM142 66H143V64H142ZM226 66H227V65H226ZM103 67H104V66H103ZM158 67H159V66H158ZM223 67H224V66H223ZM88 68H87V69H88ZM93 68H94V67H93ZM124 68H125V67H124ZM132 68H133V67H132ZM135 68H136V67H135ZM137 68H138V66H137ZM137 68H136V69H137ZM143 68H144V66H143ZM151 68H153V67H151ZM154 68H155V67H154ZM211 68H212V67H211ZM214 68H216V67H214ZM71 69H72V68H71ZM95 69H96V68H95ZM138 69H139V68H138ZM242 69H243V68H242ZM263 69H264V68H263ZM24 71H25V70H24ZM91 71H92V70H91ZM96 71H97V70H96ZM106 71H107V70H106ZM108 71H109V70H108ZM136 71H137V70H136ZM139 71H141V70L139 69ZM155 71H156V69H155ZM160 71H161V70H160ZM258 71H259V70H258ZM33 72H32V73H33ZM44 72H45V74L43 73V74L45 75V81H44V82H46V80H47L46 78L49 76V75H47V72H49V71H44ZM132 72H133V71H132ZM142 72H143V71H142ZM145 72H146V71H145ZM147 72H148V71H147ZM237 72H238V71H237ZM240 72H241V70H240ZM242 72H244V71H242ZM41 73H42V72H41ZM56 73H57V72H56ZM259 73H260V72H259ZM263 73H264V72H263ZM22 74H23V73H22ZM43 74H42V75H43ZM48 74H49V73H48ZM81 74H82V73H80V75H81ZM134 74H135V72H134ZM157 74H158V73H157ZM160 74H161V73H160ZM242 74H243V73H242ZM255 74H256V73H255ZM260 74H261V73H260ZM32 75H33V74H32ZM82 75H86V74H82ZM116 75H117V74H116ZM136 75H137V73H136ZM138 75H139V74H138ZM148 75H149V74H148ZM199 75H200V74H199ZM204 75H205V74H204ZM257 75L259 76V74H257ZM28 76H29V75H28ZM30 76H31V75H30ZM33 76H34V75H33ZM77 76H78V78H79V75H77ZM126 76H128V75L126 74ZM145 76H146V75H145ZM193 76H195V75L193 74ZM258 76H257V77H258ZM263 76H264V75H263ZM80 77L82 78L83 76H80ZM119 77H120V75H119ZM129 77H130V76H129ZM160 77H161V76H160ZM218 77H219V76H218ZM251 77H252V76H251ZM259 77H260V76H259ZM259 77H258V78H259ZM261 77H262V76H261ZM261 77H260V78H261ZM17 78H18V77H17ZM25 78H26V77H25ZM75 78H77V77H75ZM86 78H88V80H89V77L86 76ZM116 78H117V77H116ZM137 78H138V77H137ZM197 78H198V77H197ZM200 78H201V77H200ZM258 78H257V79H258ZM101 79H102V78H101ZM152 79H153V78H152ZM209 79H210V78H209ZM14 80H15V79H14ZM82 80H83V78H82ZM82 80H81V81H82ZM90 80H91V79H90ZM92 80H93V79H92ZM97 80H98V79H97ZM116 80H117V79H116ZM154 80H155V79H154ZM160 80H161V79H160ZM203 80H205V79H203ZM206 80H207V79H206ZM230 80H231V79H230ZM145 81H146V80H145ZM161 81H164V80H161ZM161 81H160V83H161ZM13 82H14V81H13ZM15 82H19L18 79L15 80ZM34 82H35V81H34ZM44 82H43V83H44ZM84 82H85V81H84ZM90 82H91V81H90ZM128 82H129V81H128ZM132 82H133V81H132ZM134 82H135V81H134ZM150 82H151V81H150ZM210 82H211V81H210ZM220 82H221V81H220ZM234 82H235V80H234ZM26 83H27V81L24 82V86L27 85ZM91 83H92V82H91ZM223 83H224V82H223ZM226 83H227V82H226ZM226 83H225V84H226ZM228 83H229V82H228ZM231 83H232V82H231ZM237 83H238V82H237ZM237 83H236V84H237ZM239 83H240V82H239ZM145 84H146V83H145ZM148 84H149V83H148ZM163 84H165V83H163ZM183 84H185V83H183ZM234 84H235V83H234ZM82 85H83V84H82ZM158 85H160V84H158ZM158 85H157V87H158ZM166 85H167V84H166ZM176 85H177V84H176ZM200 85H201V84H200ZM219 85H220V84H219ZM221 85H222V84H221ZM238 85H240V84H238ZM242 85H243V84H242ZM242 85H241V86H242ZM169 86H170V84H169ZM171 86H172V85H171ZM222 86H223V85H222ZM222 86H221V87H222ZM227 86H228V84H227ZM227 86H226V87H227ZM229 86H231V85H229ZM60 87H61V86H60ZM60 87H58V89H59ZM62 87H63V86H62ZM84 87H85V86H84ZM149 87H150V86H148V88H149ZM166 87L168 88V86H165L164 89H166ZM172 87H173V86H172ZM81 88H82V87H81ZM85 88H86V87H85ZM136 88H137V87H136ZM151 88H152V87H151ZM162 88H163V87H162ZM169 88H170V87H169ZM169 88H168V89H169ZM222 88H224V87H222ZM229 88H231V87H229ZM229 88H228V89H229ZM58 89H57V90H58ZM86 89H87V88H86ZM86 89H84V90H86ZM139 89H140V88H139ZM145 89H146V88H145ZM157 89H158V88H157ZM157 89H156V90H157ZM179 89H180V88H179ZM57 90H56V91H57ZM60 90H61V88H60ZM81 90H82V89H81ZM84 90H83V91H84ZM121 90H122V89H121ZM140 90H141V89H140ZM152 90H153V89H152ZM176 90H177V89H176ZM79 91H80V90H79ZM83 91H82V94L84 93L83 96L85 97V93H87V92H89V91H88V90H86L85 92H83ZM90 91H93V90L90 89ZM147 91H148V89H147ZM159 91H160V90H159ZM159 91H158V93H160ZM163 91H164V90H163ZM187 91H189V90H187ZM232 91H234V89H233ZM237 91H238V90H237ZM57 92H58V91H57ZM75 92H78V90H76ZM165 92H166V91H165ZM182 92H183V91H182ZM226 92H229V90L226 91ZM26 93H28V92H26ZM59 93H60V92H59ZM148 93H149V92H148ZM156 93H157V91H156ZM161 93H162V91H161ZM167 93H168V91H167ZM188 93H189V92H188ZM80 94H81V93H79V95H80ZM149 94H150V93H149ZM163 94H164V93H163ZM163 94H162V95H163ZM184 94H185V93H184ZM14 95H15V94H14ZM28 95H29V94H28ZM37 95H38V94H37ZM55 95H56V94H55ZM89 95L92 96L91 93H90ZM162 95H160V96L162 97ZM165 95H166V93H165ZM241 95H242V94H241ZM59 96H60V95H59ZM73 96H74V95H73ZM83 96H82V98H83ZM86 96H88V94H86ZM91 96H88V97L90 98ZM152 96H153V95H152ZM156 96H157V95H156ZM169 96H170V93H169ZM169 96H168V97H169ZM231 96H232V95H231ZM242 96H243V95H242ZM255 96H256V95H255ZM25 97H26V95H25ZM34 97L36 98V96H34ZM34 97H33V98H34ZM157 97L159 98V96H157ZM163 97L166 98L164 95H163ZM163 97H162V98H163ZM171 97H172V96H171ZM195 97H196V96H195ZM248 97H249V96H248ZM68 98H69V97H68ZM86 98H87V97H86ZM101 98H102V97H101ZM121 98H122V97H121ZM174 98H175V97H174ZM190 98H191V97H190ZM190 98H189V99H190ZM196 98H197V97H196ZM31 99H32V98H31ZM39 99H41V97H40V98L38 97V99L36 98V101H37V100L39 101ZM70 99H74V101H75V98H70ZM95 99H96V98H95ZM99 99H100V98H99ZM103 99H104V98H103ZM116 99L118 100V98H115V102H117ZM166 99H167V98H166ZM250 99H251V98H250ZM12 100H13V101H11V102L8 101V103L4 106V109L9 110L10 105H11L12 103H13V104H14V103H15V104H18V103H16V101H18V102H19V101H22L23 98H21L20 96H19L18 98H17V96H13V99H12ZM77 100H78V99H77ZM80 100H81V99H80ZM91 100H93V99H91ZM108 100H110V99H108ZM112 100H113V99H112ZM192 100H193V99H192ZM248 100H249V99H248ZM83 101L85 102L86 100H83ZM93 101H94V100H93ZM246 101H247V100H246ZM260 101H262V100H260ZM31 102H32V101H31ZM31 102H30V104H31ZM39 102H40V101H39ZM39 102H37V103H39ZM41 102H42V100H41ZM123 102H124V101H123ZM149 102H150V101H149ZM170 102H172V100H171ZM173 102H174V100H173ZM35 103H36V102H35ZM35 103H34V104H35ZM37 103H36V104H37ZM78 103H79V102H78ZM78 103H76V104H78ZM97 103H99V102H97ZM113 103H114V102H113ZM126 103H127V102H126ZM126 103H125V104H126ZM145 103H146V102H145ZM151 103H152V102H151ZM174 103H175V102H174ZM189 103H190V101H188L187 99H186V100L184 99V101H183L182 103H180V106H182V107H180V110H181L183 107H184V108L187 107V109H188V106H187V105H188ZM197 103H198V101H197ZM201 103H202V102H201ZM41 104H42V103H41ZM44 104H45V103H44ZM58 104H59V103H58ZM119 104H120V103H119ZM127 104H128V103H127ZM203 104H204V103H203ZM69 105H70V104H69ZM72 105H73V104H72ZM78 105H80V104H78ZM81 105H82V103H81ZM81 105H80V106H81ZM97 105H99V104H97ZM106 105H107V104H106ZM144 105H145V104H144ZM167 105H168V104H167ZM174 105L176 106V104H174ZM178 105H179V104H178ZM209 105H210V104H209ZM59 106H60V105H59ZM172 106H173V105H172ZM185 106H186V107H185ZM193 106H194V105H193ZM213 106H214V105H213ZM217 106H218V105H217ZM29 107H30V106H29ZM45 107H46V106H45ZM45 107H44V108H45ZM83 107H85V106H83ZM109 107H110V106H109ZM142 107H144V106H143V103H142ZM162 107H163V106H162ZM176 107H177V106H176ZM197 107H198V106H197ZM204 107H205V106H204ZM11 108H12V107H11ZM11 108H10V109H11ZM40 108H41V107H40ZM57 108H59V107H57ZM77 108H79V107H77ZM87 108H88V107H87ZM89 108L91 109L90 106H89ZM89 108H88V110H89ZM167 108H168V106H167ZM184 108H183V110H184ZM209 108H212L210 111H214V110H215V111H214V114L217 113V112H216V109H217L216 106H214V110H213V107H210V106H209ZM220 108H221V107H220ZM229 108H230V107H229ZM80 109H81V107H80ZM80 109H79V110H80ZM92 109H93V108H92ZM92 109H91V110H92ZM95 109H96V108H95ZM177 109L179 110L178 107H177ZM203 109H204V108H203ZM207 109H208V108H207ZM218 109H219V106H218ZM81 110H82V109H81ZM83 110H84V111H83V112L81 111V112H82V116H83L84 118H85L84 115H87V117H88V115H90V117H93V110H92V112L88 111L87 109H83ZM140 110H141V109H139V111H140ZM158 110H159V109H158ZM158 110H157V112H158ZM161 110H162V109H161ZM164 110H165V109H163V111H164ZM180 110H179V111H180ZM193 110H194V109H193ZM199 110H200V109H199ZM224 110H225V109H224ZM224 110H223V111H224ZM232 110H233V109L231 108V111H232ZM48 111H49V110H48ZM53 111H54V110H53ZM159 111H160V110H159ZM168 111H169V110H168ZM186 111H188V110H186ZM191 111H192V110H191ZM210 111L208 110L209 113H210ZM260 111H261V110H260ZM57 112H58V111H57ZM95 112H97V111H95ZM152 112H153V111H152ZM208 112H207V113H208ZM219 112H221V110H220ZM219 112H218V114H219ZM224 112H227V111H224ZM228 112H229V111H228ZM228 112H227V113H228ZM18 113H19V112H18ZM42 113H43V112H42ZM60 113H61V112H60ZM63 113H64V112H63ZM97 113H98V112H97ZM150 113H151V112H150ZM150 113H149V114H150ZM153 113H154V114H153ZM153 113H151V114H153V115H154V118H156V117H155V116H156L155 114H157V113H156V112H153ZM159 113H160V112H159ZM162 113H163V112H162ZM180 113H181V111H180ZM189 113H190V111H189ZM195 113H196V112H195ZM199 113H200V112H199ZM199 113H198V114H199ZM209 113H208V114H209ZM221 113H223V112H221ZM230 113H231V112H230ZM230 113H228V115H229ZM43 114H44V113H43ZM71 114H72V113H71ZM151 114L148 115V116H149V118L152 117L151 119L154 120L153 115H151ZM165 114H166V113H165ZM167 114H168V113H167ZM224 114H225V113H223V114H221V115H224ZM232 114H236V115H237V113H235V112L231 113V115H232ZM2 115H3V114H2ZM56 115H57V114H56ZM67 115H68V114H67ZM73 115H75V114H73ZM80 115H81V114H80ZM80 115H79V116H80ZM97 115H99V114H97ZM110 115H111V114H110ZM157 115H158V116H157V118H158V117H159V114H157ZM183 115H184V114H183ZM212 115H213V114H212ZM221 115H220V116H221ZM226 115H227V114H226ZM231 115H229V116H231ZM53 116H54V115H53ZM95 116H96V114H95ZM99 116H102V118H103V113H102V115L100 114ZM146 116H147V115H146ZM150 116H151V117H150ZM170 116H171V115H170ZM170 116H169V118H170ZM189 116H190V114H189ZM205 116H206V115H205ZM208 116H209V115H208ZM210 116H211V113H210ZM213 116H216V117H217V115H213ZM220 116H218V117H220ZM55 117H57V116H55ZM67 117H68V116H67ZM76 117H77V116H76ZM107 117H108V116H107ZM107 117H105V118L107 119ZM197 117H198V115H197ZM206 117H207V116H206ZM221 117H222V116H221ZM221 117H220V119H221ZM225 117H226V116H224V118H225ZM44 118H45V117H44ZM68 118L71 119L72 116H70V117H68ZM95 118H98V117H95ZM102 118H99V119H102ZM105 118H103V120H104ZM122 118H124V117H122ZM132 118H133V117H132ZM140 118H141V117H140ZM163 118H165V116H164ZM169 118H168V120H170ZM211 118H212V117H211ZM224 118H222V120H223ZM229 118H230V117H229ZM237 118H239V117H237V116L235 117V116H234V121H233V120H232V121H233V122H238V121H237ZM56 119H57V118H56ZM58 119H59V118H58ZM58 119H57V120H58ZM64 119H65V118H64ZM73 119H74V117H73ZM85 119H86V118H85ZM90 119H91V118H90ZM106 119H105V120H106ZM112 119H114V118H112ZM112 119H111V120H112ZM197 119H198V118H197ZM208 119H209V117H208ZM212 119H214V117H213ZM231 119H232V118H231ZM235 119H236V121H235ZM17 120H18V119L15 117V114H13L12 112H10L8 116H6V117H4V118H2V119L0 120V139H1V143H0L1 146H0V147H2V148H1V151H0V166H1L4 162H6V161L8 160V158H10V156L12 155V154L9 155V153H11V151H12V150L10 149V147L12 146V142H13V141H16V140H23V141H25V140L29 139V138H27V136H26L27 134L24 132V130H23L22 128H18V127H20V126H19V124L17 123ZM57 120H56V121H57ZM61 120H62V118H61ZM66 120H67V119H66ZM94 120H95V119H94ZM125 120H126V119H125ZM153 120H152V121H153ZM177 120H178V119H177ZM192 120H193V119H192ZM228 120H229V119H228ZM62 121H64V120H62ZM62 121H61V122H62ZM71 121L74 122V121H76V120L74 119V120H71ZM88 121H89V120H88ZM120 121L122 122V119H121ZM141 121H142V120H141ZM170 121H172V120H170ZM170 121H169V123H171ZM182 121H183V120H182ZM182 121H180V122L182 123ZM187 121H188V120H187ZM200 121H201V120H200ZM206 121H207V118H206ZM220 121H221V120L218 121V122H219L218 124L216 123V124H217L216 128L219 127V126H220V128H222V127H221V124H222V123H220ZM224 121H227V120L225 119ZM230 121H231V120H230ZM242 121H243V120H242ZM248 121H249V120H248ZM57 122H58L57 124H59V121H57ZM66 122H69V121L67 120ZM90 122H91V124H93V120L90 121ZM97 122H98V121H97ZM101 122H102V121H101ZM107 122H109L108 119H107ZM125 122H126V121H125ZM130 122H131V121H130ZM133 122H134V119H133ZM135 122H138V121H135ZM139 122H140V121H139ZM173 122H174V121H173ZM197 122H198V121H197ZM202 122L204 123V121H202ZM202 122H201V123H202ZM209 122H210V120H209ZM233 122H232V123H233ZM51 123H52V122H51ZM53 123H54V122H53ZM70 123H72V122H70ZM70 123H69V124H70ZM75 123H76V125H75L74 128L77 129V130H79V132H80V129H83V128H82L83 125H80L81 123H80V124H77V121H76ZM75 123H73V124H75ZM140 123H141V122H140ZM229 123H231V122H229ZM20 124H23V123L20 122ZM82 124H83V122H82ZM85 124H86V123H85ZM85 124H84V125H85ZM111 124H112V123H111ZM121 124H122V123H121ZM125 124H126V123H125ZM142 124H143V123H142ZM144 124H145V122H144ZM167 124H168V122H167ZM167 124H166V125H167ZM171 124H172V123H171ZM177 124H178V123H177ZM216 124H214V125H216ZM262 124H263V123H262ZM51 125H53V124H51ZM116 125H117V124H116ZM119 125H120V124H119ZM168 125H170V124H168ZM168 125H167V126H168ZM214 125H213V126H214ZM224 125H225V124H224ZM224 125H222V126H224ZM231 125H232V124H231ZM252 125H253V123H252ZM54 126H55V123H54ZM85 126H86V125H85ZM85 126H83V127L86 129L87 127H85ZM87 126H88V124H87ZM108 126H109V125H108ZM120 126H121V125H120ZM173 126H174V125H173ZM173 126H172V127H173ZM179 126H180V125H179ZM236 126L238 127V125H236ZM236 126H235V127H236ZM244 126H245V125H244ZM244 126L242 127V125H241L242 128H240V129L244 130V129H245ZM21 127H22V125H21ZM23 127H24V125H23ZM56 127H57V126H55V128H52V129L54 130V129H56ZM64 127H65V126H64ZM72 127H73V126H72ZM134 127H135V126H134ZM137 127H138V126H137ZM151 127H152V124H151ZM154 127H155V126H154ZM170 127H171V125H170ZM170 127H169V128H170ZM175 127H176V126H175ZM211 127H212V126H211ZM214 127H215V126H214ZM233 127H234V126H233ZM235 127H234V128H235ZM25 128H26V127H25ZM102 128H103V127H102ZM118 128H119V127H118ZM121 128H122V127H121ZM123 128H124V127H123ZM123 128H122L121 130H123ZM176 128H178V127H176ZM176 128H175V129H176ZM234 128H233V129H234ZM26 129H27V128H26ZM26 129H25V130H26ZM66 129H67V128H66ZM66 129H65V132L67 131ZM68 129H69V128H68ZM136 129H137V128H136ZM166 129L168 130V128H165V130H166ZM170 129H171V128H170ZM214 129H215V128H214ZM233 129L230 128V130H229L228 132H230V131L234 132ZM236 129H238V131H239V128H236ZM257 129H258V128H257L256 126H254V127H250V126H248V127L246 128L247 135H249V134H251V133L259 132V129H258V130H257ZM261 129H262V128H261ZM70 130H71V129H70ZM77 130H76V132H77V134H78L79 132H78ZM83 130H84V129H83ZM97 130H98V129H97ZM132 130H133V129H132ZM196 130H197V129H196ZM219 130H220V129H219ZM225 130H226V129H225ZM112 131H113V130H112ZM145 131H146V130H145ZM149 131L151 132V130H149ZM149 131H148V132H149ZM170 131H171V130H170ZM191 131H192V130H191ZM197 131H198V130H197ZM217 131H218V130H217ZM222 131H223V130H222ZM87 132H88V131H87ZM108 132H109V131H108ZM146 132H147V131H146ZM167 132L170 133L169 130H168ZM171 132H174L173 134L175 135V131H171ZM187 132H189V131H187ZM199 132H200V131H199ZM212 132H213V131H212ZM212 132H211V133H212ZM215 132H216V130H214V133H215ZM224 132H225V131H224ZM236 132H237V131H236ZM244 132H245V131H244ZM246 132H245V133H246ZM9 133L12 134V135L10 136V139L12 138L13 141H11V140L9 139ZM66 133H68V132H66ZM83 133H85V134H83V136H82L81 138H83L82 140H83V142H84V145H87V144L89 145V143L92 144V140L89 138V137H90V136H89L90 133L88 134L89 137L87 136V133H86V132L83 131ZM103 133H104V132H103ZM159 133H160V132H159ZM168 133H166V134H168ZM179 133H180V132H179ZM179 133H178V134H179ZM191 133H192V132H191ZM239 133L241 134V133H243V132H239ZM25 134H26V135H25ZM73 134H74V133H73ZM120 134H121V133H120ZM149 134H151V133H149ZM149 134L147 133V135H149ZM170 134L173 135L172 133H170ZM212 134H213V133H212ZM212 134H211V135H212ZM229 134H234V133H229ZM138 135H139V134H138ZM151 135H153V130H152V134H151ZM151 135H150V136H151ZM171 135H170V136H171ZM222 135H223V134H222ZM222 135H220V136L222 137ZM234 135H235V134H234ZM56 136H57V134H56ZM80 136H81V135H80ZM135 136H137V135H135ZM155 136H156V135H155ZM167 136H168V135H167ZM223 136H224V135H223ZM230 136L233 137V135H230ZM237 136H238V135H237ZM237 136H236V137H237ZM75 137H76V136H75ZM77 137H79V136L77 135ZM130 137H131V136H130ZM139 137H140V136H139ZM174 137H175V136H174ZM224 137H225V136H224ZM147 138H148V137H147ZM167 138H169V137H167ZM172 138H173V137H172ZM212 138L214 139V136H213ZM228 138H229V137H228ZM50 139H51V138H50ZM53 139H54V138H53ZM134 139H135V138H134ZM149 139H150V138H149ZM169 139H170V138H169ZM176 139H177V140H176ZM176 139H174V140H171V139H170L172 142H169V141H168V142H165L166 146L169 145V143H170V146H169V147L175 149L174 144H175V143L177 144L178 142H176V141L179 140L178 138H176ZM218 139H219V138H218ZM240 139H241V138H240ZM31 140H32V139H30V141H31ZM90 140H91V141H90ZM144 140H145V138H144ZM158 140H159V139H158ZM167 140H168V139H167ZM191 140H192V139H191ZM230 140H231V138H230ZM230 140H229V141H230ZM235 140H236V138H235ZM238 140H239V136H238ZM238 140H236V141H238ZM242 140H243V139H242ZM6 141H7V142L10 141V142H9L8 144H6V143H5ZM33 141H34V140H33ZM33 141H32V142H33ZM159 141H160V140H159ZM180 141H181V140H180ZM201 141H202V140H201ZM201 141H200V142H201ZM240 141H241V140H240ZM240 141H238L237 144H239ZM251 141H252V140H250V141L247 142V144H249V145H247V144L245 145L246 149H251L252 147H254L255 144H254L253 141H252V142H251ZM26 142H27V141H26ZM34 142H35V141H34ZM55 142H56V141H55ZM55 142H54V143H55ZM76 142H78V144H79V140H76ZM122 142H123V141H122ZM138 142H139V140H138ZM141 142H142V141H141ZM146 142H147V141H146ZM153 142H154V141H153ZM155 142H156V141H155ZM174 142H175V143H174ZM191 142H193V141H191ZM194 142H195V141H194ZM213 142H214V141H213ZM230 142H232V141H230ZM233 142H234V139H233ZM233 142H232V143H233ZM4 143H5V144H4ZM124 143H125V142H124ZM126 143H127V142H126ZM126 143H125V144H126ZM129 143H130V142H129ZM139 143H140V142H139ZM139 143H136V144H139ZM142 143H143V142H142ZM147 143H148V142H147ZM184 143H185V142H184ZM203 143H204V142H203ZM210 143H211V142H210ZM214 143H215V142H214ZM222 143H223V142H222ZM232 143H231V144H232ZM241 143H243V142L241 141ZM13 144H14V142H13ZM15 144H16V143H15ZM134 144H135V143H134ZM140 144H141V143H140ZM161 144H162V143H161ZM176 144H175V145H176ZM181 144H183V143H181ZM181 144H180V145H181ZM188 144H189V142H188ZM188 144H187V145H188ZM216 144H217V143H216ZM225 144H226V143H225ZM22 145H23V144H22ZM25 145H26V143H25ZM84 145H83V147H82L81 149H79V150H86V151L89 150V147H90V146H89L88 148H86ZM143 145H144V144H142V146H143ZM148 145H149V144H148ZM152 145H154V144H152ZM152 145H151V147H152ZM155 145H156V144H155ZM162 145H164V144H162ZM177 145L179 146V144H177ZM184 145H185V144H184ZM197 145H198V144H197ZM201 145H202V143H201ZM201 145H199V147H201ZM209 145H210V144H209ZM226 145H227V144H226ZM229 145H230V143H229L227 146H229ZM239 145L242 146L241 144H239ZM75 146H76V145H75ZM91 146H92V145H91ZM130 146H131V145H130ZM133 146H135V145H133ZM137 146H138V145H136V147H137ZM144 146H147V145H144ZM166 146H165V147H166ZM222 146H223V145H222ZM227 146L225 147L226 149H227ZM232 146H233V144H232L230 147L232 148ZM243 146H244V145H243ZM76 147H79V146H76ZM123 147H125V146H123ZM127 147H129V146L127 145ZM176 147H177V146H176ZM179 147H180V146H179ZM182 147H183V146H182ZM185 147H186V146H185ZM203 147H204V146H203ZM206 147H207V146H206ZM236 147H238V145H237ZM236 147H235V148H236ZM24 148H27L28 153H26V154H29V153L33 152V151H32L33 148L37 149V144H35V143H34V144H33V143L30 144V143H29V144H27V147H24ZM91 148H92V147H90V149H91ZM130 148H131V147H130ZM138 148H141V147L139 146ZM143 148H145V147H143ZM147 148L150 149V146L147 147ZM161 148H162V147H161ZM163 148H164V146H163ZM163 148H162V149H163ZM171 148H170V150H174V149H171ZM183 148H184V147H183ZM210 148H211V146H210ZM225 148H224V149H225ZM239 148H240V147H239ZM239 148H238L237 153H238L239 150L241 149V148H240V149H239ZM22 149H23V148H22ZM38 149H39V148H38ZM177 149H181V147H180V148L177 147ZM177 149H176V150H177ZM226 149H225V150H226ZM233 149H234V146H233ZM233 149H231L232 152L235 151V149H234V151H233ZM16 150L19 151V147H18V149H16ZM25 150H26V149H25ZM75 150H76V149H75ZM91 150H92V149H91ZM91 150H90V151H91ZM130 150H131V149H130ZM135 150H136V149H135ZM139 150H140V149H139ZM145 150H147V149L145 148ZM152 150H153V149H152ZM154 150L156 151L157 149H154ZM154 150H153V154H151V155L149 154V156H151V157H150L148 160L146 159V163H147V164H150V165L153 166V167H156V166H157V168H158V164L162 163L163 160L160 162V160H159L160 158L157 157L159 154H158L157 152H154ZM183 150H184V149H183ZM183 150H182V151H183ZM228 150H230V148H228ZM228 150H227V151H228ZM231 150H230V151H231ZM22 151H23V150H22ZM68 151H69V149H68ZM133 151H134V149H133ZM136 151H137V150H136ZM141 151H144V150L142 149ZM158 151H159V150H158ZM162 151H163V150H162ZM164 151H165V150H164ZM177 151H179V150H177ZM188 151H189V149H188ZM227 151H226V152H227ZM242 151H243V150H242ZM244 151H245V150H244ZM62 152H63V151H62ZM76 152H77V151H76ZM78 152H79V151H78ZM172 152H173V151H172ZM185 152H186V151H185ZM228 152H229V151H228ZM228 152H227V153H228ZM262 152H263V151H262ZM16 153H17V151H16ZM70 153H71V151H70ZM81 153H82V152H81ZM81 153H80V154H81ZM147 153H148V151H147ZM155 153H157L158 155L156 156ZM175 153H176V152H175ZM193 153H195V152H193ZM223 153H224V152H223ZM230 153H231V152H230ZM234 153H235V152H234ZM239 153H240V152H239ZM17 154H18V153H17ZM20 154H22V153H20ZM78 154H79V153H78ZM88 154H89V153H88ZM144 154H145V153H144ZM172 154H173V153H172ZM195 154H199V152L197 151V153H195ZM200 154H201V153H200ZM200 154H199V155H200ZM225 154H226V153H224V155H225ZM232 154H233V153H232ZM31 155H32V154H31ZM31 155H30V157H31ZM72 155H73V154H72ZM76 155H77V154H76ZM82 155H83V154H82ZM147 155H148V154H147ZM174 155H175V154H174ZM177 155H178V152H177ZM188 155H189V154H188ZM192 155H193V154H192ZM218 155H219V154H217V156H218ZM226 155H229V154H226ZM230 155H231V154H230ZM244 155H245V154H244ZM261 155H263V153H262ZM261 155H260V156H261ZM14 156H15V154H14ZM80 156H81V155H80ZM86 156H88L87 153H86L85 157H86ZM145 156H146V155H145ZM196 156H197V155H196ZM196 156H195V158H196ZM235 156H236V154H235ZM74 157H75V156H74ZM175 157H176V156H175ZM210 157H211V156H210ZM236 157H237V156H236ZM236 157H235V158H236ZM246 157H247V156H246ZM11 158H12V157H11ZM11 158H10V159H11ZM193 158H194V157H193ZM199 158H200V157H199ZM235 158H234V159H235ZM25 159H26V157H25ZM33 159H34V158H33ZM207 159H208V157H207ZM228 159L231 160V158H228ZM232 159H233V158H232ZM21 160H22V158H21ZM38 160H39V159H38ZM216 160L221 162L220 159H219V160L216 159ZM226 160H227V159H226ZM28 161H29V159H28ZM36 161H37V159H36ZM39 161H40V160H39ZM212 161H213V160H212ZM30 162H31V161H30ZM43 162H44V161H43ZM159 162H160V163H159ZM170 162H171V160H170ZM214 162H215V161H214ZM214 162H213V163H214ZM222 162H223V161H222ZM254 162H255V161H254ZM10 163H11V162H10ZM16 163H18V162H16ZM16 163H15V165H16ZM22 163H24V162H22ZM37 163H38V162H37ZM37 163H36V164H37ZM144 163H145V162H144ZM173 163H176V162L174 161ZM217 163H218V162H217ZM217 163L214 164V165H217V167H218L220 164H222V163H220V164H219V163L217 164ZM12 164H13V163H11V165H12ZM31 164H32V162H31ZM36 164H35V166L33 165V167H38V165L36 166ZM147 164H145V165H147ZM170 164H172V163H169V165H170ZM184 164H185V163H184ZM6 165H7V164H6ZM40 165H41V164H40ZM40 165H39V166H40ZM229 165H232V164H229ZM263 165H264V164H263ZM8 166H9V165H8ZM16 166H17V165H16ZM148 166H149V165H148ZM148 166H146V167H148ZM178 166H179V165H178ZM186 166H187L188 169L186 168ZM188 166H189V165L186 164L183 168H186V169H187V170L184 169V171L190 172V173H187V174H190V178H189V179H191V178L193 177V174L197 171L198 167L196 166L195 168H197V169L195 170L194 173H192V171H189V167H188ZM224 166H225V164H224ZM224 166H223V167H224ZM242 166H243V165H242ZM1 167H2V166H1ZM9 167L11 168V166H9ZM9 167H8V168H9ZM17 167H19V166H17ZM22 167H23V166H22ZM25 167H27V166H26V162H25ZM28 167H29V166H28ZM30 167H31V166H30ZM42 167H43V166H42ZM53 167H54V165H53ZM53 167H52V169H53ZM169 167H170V166H169ZM174 167H175V169H177L176 166H173L172 169H173ZM190 167H191V166H190ZM220 167H221V166H220ZM220 167H219V168H220ZM260 167H261V166L259 165V168H260ZM3 168H4V167H3ZM13 168H14V167H13ZM13 168H12V169H13ZM20 168H21V165H20V167H19L18 169L16 168L17 171H20V170H21ZM23 168H24V167H23ZM23 168H22V169H23ZM39 168H41V167H39ZM44 168H45V167H44ZM150 168H151V167H150ZM178 168H179V167H178ZM180 168H181V167H180ZM199 168H203V167H202V166H201V167L199 166ZM204 168H205V166H204ZM256 168L258 169V166H257ZM261 168H263V166H262ZM19 169H20V170H19ZM26 169H27V168H26ZM30 169H31V168H30ZM54 169H55V168H54ZM152 169H153V168H152ZM166 169H167V168H166ZM208 169H209V168H208ZM215 169H216V168H215ZM221 169H222V167H221ZM221 169H219V170H221ZM223 169H224V168H223ZM263 169H264V168H263ZM24 170H25V169H23V171H21V174H22L21 176L18 174V172H15V169H14L13 171H12V170H9L8 172H6V176H5V178H6V177H7V178L11 177V179H12V177L15 176V175H19V176H18L19 178H18L17 176H15V178H16V177L18 178V179H15V180H16L15 184L12 185V186H9V187H8L9 189L6 188V189L4 190V188H3L4 192L0 193V202H2V203L4 202L5 205H6V204H10L11 206L14 205L15 207H17L18 210L21 211L20 214H19V216H18L17 218H15V222H14V224H15V227H16V228L20 229L22 226L25 225V222H31V223L34 224V228H35V230L37 229V231H39V233L41 234V232H43V231H42L43 229H42L41 225H39V223H38L39 221H44V222H48V223H54V226H56L55 224H62V223H66V224H67V223H70V224H74V225L77 224V225H79V227L81 226V228H83V229H81L82 231L84 230V228H86V230L89 229L88 232H89L90 230L93 232V234H90V235H91V236L93 235V240L96 239L95 241H93L94 243L97 242V243H96L97 245H95V246H99V247H101V248H105V245H104V246H103V245L101 246V244H102L104 241H105V242H108V241H106V238L109 240V242H113V243H115V244H116V247H117V245L119 246V244H117V241H115V238H114V237H113L114 239L111 238L113 234H112V235L110 234L111 236L108 234V232H109L110 229H109V230H105V229H107V228H105V226H104L105 224L102 223V225H103L102 227H104V229H103L100 225H98L99 223L96 224V223L92 222V221H93L92 219H93L94 217H93V218L90 217V220H86V219H89V217L86 216V215H85V216H86L85 219H84V218H80V216H83V214H84V213H83V212L85 211V210H83L84 208L81 209V210H75V211L77 212V214H76V212H74V210H71L73 207L70 208V209H69L68 207H65L66 205L70 204V202L72 203V202L75 201L76 199H80V198H82V199L89 198V200L91 201V200H92V195H91V194H87V195H85V196H83V195H81V194H78V195H76L75 197H71L70 195H65V196H62V197H64L63 199L54 198V197H58V195H60V194H59V191H60V190L56 188V191H55V190H54V192L51 191V189H52V188H51V185L48 186V184H47L48 181H47V180H43V179L46 178V176H43V175H41V174H34V173H33V174H34V176H33L34 179H32V178H30L31 175H32V171H31V175H30V174H25V171H24ZM41 170H42V169H41ZM47 170H48V169H47ZM50 170H51V169H50ZM150 170H151V169H150ZM170 170H171V167H170ZM177 170H178V169H177ZM190 170H191V169H190ZM192 170H194V168H193ZM216 170H217V169H216ZM258 170H259V169H258ZM35 171H36V170H35ZM44 171H45V170H44ZM173 171H174V170H173ZM198 171H200V170L198 169ZM223 171H224V170H222V171H220V172H221L222 174L227 172V171H226V172H225V171L223 172ZM237 171H238V170H237ZM246 171L248 172V169H247ZM254 171H255V170H254ZM263 171H264V170H263ZM4 172H5V171H4ZM27 172H28V171H27ZM27 172H26V173H27ZM29 172H30V171H29ZM33 172H34V171H33ZM42 172H43V170H42ZM42 172H41V173H42ZM59 172H60V171H59ZM91 172H92V171H91ZM168 172H170V171H168ZM200 172H202V171H200ZM210 172H212V173H210V174H214V175H215V173H214L213 170H210ZM260 172H261V171H260ZM2 173H3V172H1V174H2ZM52 173L54 174L53 171H52ZM55 173H56V172H55ZM94 173H95V172H94ZM94 173H92V174H94ZM123 173H124V172H123ZM123 173H122V175L124 176ZM185 173H186V172H185ZM191 173H192V177H191ZM196 173H198V172H196ZM203 173H204V172H203ZM218 173H219V171H218ZM241 173H242V172H241ZM241 173H239V174H241ZM251 173H252V172H251ZM251 173L248 172L247 175H248V174L250 175ZM257 173H258V172H257ZM263 173H264V172H263ZM1 174H0V175H1ZM24 174H25V175H24ZM48 174H49V172H48ZM50 174H51V173H50ZM71 174H73V173L71 172ZM82 174H83V173H82ZM82 174H81V175H82ZM96 174H97V173H96ZM102 174H104V173H102ZM107 174H108V173H107ZM120 174H121V173H120ZM120 174H119V175H120ZM187 174H186V175H187ZM200 174H201V173H200ZM206 174H207V173H206ZM216 174H217V173H216ZM245 174H246V173H245ZM44 175H46V174H44ZM79 175H80V174H79ZM79 175H77L78 178H79ZM83 175H84V174H83ZM83 175H82V176H83ZM110 175H111V174H110ZM110 175H109V176H110ZM171 175H172V174H171ZM182 175H183V174H182ZM195 175H196V174H195ZM198 175H199V174H198ZM202 175H203V174H202ZM214 175H213V176H214ZM241 175H242V174H241ZM53 176H55V175H53ZM100 176H101V175H100ZM104 176H105V175H104ZM106 176H107V175H106ZM111 176H112V175H111ZM115 176H116V175H115ZM115 176H112V177H115ZM163 176H164V174H163ZM196 176H197V175H196ZM215 176H216V175H215ZM215 176H214V177H215ZM222 176H223V175H222ZM226 176H227V175H226ZM253 176H254V175H253ZM256 176H258V177H257V178H258V179H257V182L260 183V181H261V182L264 181V179H263V176H264V175H262L261 173H260V174L258 173V175L256 174ZM3 177H4V175H3ZM60 177H61V176H60ZM67 177H69V176L67 175ZM83 177H84V176H83ZM86 177H87V176H86ZM107 177H108V176H107ZM107 177H105V178H107ZM188 177H189V176H188ZM200 177H204V178L206 179L205 176H200ZM220 177H221V176H220ZM224 177H225V175H224ZM29 178H30V179H29ZM47 178H48V176H47ZM51 178H52V177H51ZM71 178H72V177H71ZM74 178H75V176H74ZM80 178H82V177L80 176ZM84 178H85V177H84ZM101 178H102V177H101ZM115 178H116V177H115ZM117 178H118V177H117ZM121 178H123V177H121ZM204 178L200 179V181H198V183H195V182H194L195 180H194V181L190 180V181L194 182V183H191V182H190V183L193 184V185H195V186H198V185H200L201 183H204ZM207 178H209V177H208V174H207ZM217 178H218V176H217ZM217 178H215V179H217ZM221 178H222V177H221ZM221 178H218V179H221ZM254 178H255V177H254ZM13 179H14V178H13ZM28 179H29V180H28ZM31 179H32V180H31ZM48 179H50V177H49ZM53 179H54V178H53ZM53 179H52V180H53ZM72 179H73V178H72ZM107 179H108V178H107ZM109 179L111 180L112 178H109ZM123 179H124V178H123ZM170 179H171V177H170ZM189 179H188V180H189ZM195 179H196V178H195ZM211 179H212V178H211ZM215 179L212 180L210 183L215 184V183H217V182H220V180L218 181V179H217V180H215ZM222 179H223V178H222ZM246 179H248V178H246ZM3 180H4V179H3ZM9 180H10V179H9ZM55 180H56V178H55ZM59 180H60V179H59ZM64 180H65V179H64ZM67 180H68V179H67ZM73 180H75V179H73ZM89 180H91V179H89ZM113 180H114V179H113ZM121 180H122V179H121ZM127 180H128V179H127ZM171 180L173 181V179H171ZM171 180H170V181H171ZM206 180H207V179H206ZM5 181H6V180H5ZM7 181H8V179H7ZM7 181H6V182H7ZM10 181H13V180H10ZM57 181H58V180H57ZM61 181H62V180H61ZM114 181H115V180H114ZM122 181H124V180H122ZM168 181H169V180H168ZM183 181H184V180H183ZM208 181H210V178H209ZM221 181H222V180H221ZM59 182H60V181H59ZM62 182H63V181H62ZM70 182H71V181H70ZM115 182H116V181H115ZM115 182H114V183H115ZM125 182H126V180H125ZM155 182H156V181H155ZM161 182H162V181H161ZM184 182H185V181H184ZM196 182H197V181H196ZM1 183H2V182H1ZM1 183H0V184H1ZM9 183H10V182H9ZM13 183H14V182H13ZM54 183H56V182H54ZM66 183H67V182H66ZM159 183H160V181H159ZM171 183H172V182H171ZM174 183H175V182H174ZM207 183L210 184L209 182H207ZM4 184L7 185L6 183H4ZM52 184H53V183H52ZM58 184H59V183H58ZM58 184H57V185H58ZM81 184H82V183H81ZM88 184H89V183H88ZM92 184H93V182H92ZM92 184H91V185H92ZM106 184H107V181H106ZM116 184H117V182H116ZM126 184H127V183H126ZM126 184H125V185H126ZM172 184H173V183H172ZM186 184H187V183H186ZM237 184H238V183H237ZM53 185H54V184H53ZM97 185H98V184H97ZM112 185H113V184H112ZM117 185H118V184H117ZM119 185H120V183H119ZM123 185H124V184H123ZM131 185H132V183H131ZM54 186H55V185H54ZM69 186H70V185H69ZM80 186H81V185H80ZM94 186H95V185H94ZM94 186H91V187H94ZM105 186H106V185H105ZM107 186H108V185H107ZM187 186H188V185H186V187H187ZM189 186H190V185H189ZM61 187H62V186H61ZM84 187H85V186H84ZM87 187H89V186H87ZM109 187H110V185H109ZM113 187H117V186H116V185H115V186L113 185ZM124 187H126V186H124ZM198 187H200V186H198ZM50 188H51V189H50ZM64 188H67V187H64ZM74 188H75V187H74ZM105 188H106V187H105ZM121 188H122V186H121ZM127 188H128V187H127ZM168 188H171V187H168ZM187 188H188V187H187ZM244 188H245V186H244ZM263 188H264V187H263ZM263 188L260 189L261 192H264V189H263ZM61 189H62V188H61ZM80 189H81V188H80ZM101 189H102V188H101ZM106 189H107V188H106ZM166 189H167V188H166ZM194 189H195V188H194ZM242 189H243V188H242ZM254 189H256V188H254ZM0 190H1V189H0ZM48 190H49V191H48ZM74 190H75V189H74ZM87 190H88V189H87ZM87 190H86V191H87ZM114 190L116 191V188H115ZM117 190H120V188L117 189ZM122 190H123V189H122ZM132 190H133V189H132ZM184 190H185V189H184ZM240 190H241V189H240ZM240 190H239V192H240ZM257 190H258V189H257ZM260 190H259V191H260ZM10 191H12L13 194L10 193ZM102 191H103V190H102ZM102 191H100V192H102ZM176 191H177V190H176ZM185 191H186V190H185ZM192 191H193V190H192ZM192 191L188 190L187 192H188V194L191 193V195L195 196V194H193ZM241 191H242V190H241ZM245 191H246V192H245ZM245 191H244V189H243V193H244V194L241 192V193L243 194L242 197H245V198L247 197V198H249V199L254 198L258 193H260V192H257L256 195H253V196H252V195H251V193H252L251 190H245ZM253 191H254V190H253ZM49 192H50L54 197H51V194H49ZM78 192H80V191L78 190ZM84 192H85V191H84ZM92 192H93V191H92ZM108 192H110V191H108ZM120 192H121V190H120ZM122 192H123V191H122ZM126 192H127V191H126ZM129 192H130V191H129ZM183 192H184V191H183ZM187 192H184V193H187ZM239 192H238V194H239ZM255 192H256V191H255ZM68 193H69V192H68ZM73 193H74V191H73ZM87 193H88V192H87ZM93 193H94V192H93ZM105 193H106V191H105ZM132 193H133V192H132ZM134 193H135V191H134ZM136 193H137V192H136ZM180 193H181V192H180ZM233 193H234V192H233ZM74 194H77V193H74ZM74 194H73V195H74ZM123 194H124V193H123ZM215 194H216V193H215ZM217 194H218V193H217ZM223 194H225V195L228 196L229 193H227V194H226V193H223ZM236 194H237V193H236ZM236 194H234V195H236ZM17 195H20V197H23L22 200L24 201V203L18 201V199L16 198V197H18ZM94 195H95V193H94ZM125 195H127V194H125ZM130 195H131V193H130ZM201 195H203V194H201ZM210 195H211V193H210ZM219 195H221V193H219ZM225 195H224V197H223V195H221L222 198H223V200L225 199L224 202L214 203V205H215V206H214V207H215L214 209H213L212 207L209 206L210 204H209V205H208V204H205V205H206L205 207H207V208H208V207L212 208V210L210 209L211 211L209 210V213H206V212L204 213L203 210H201V209L204 208V207L201 206L202 203H206V202H202V201H200L201 204H198V203H197V205L195 204L196 206H194V207H196V208L198 207V205L202 207V208L200 207V208H201V209H200L201 212H199V211H197L196 209H194V213L197 211L196 213H197V216L199 217L198 219H200V218H202V217L204 218V217H206V216H207V217H210V216H211L212 218H214V217H217L221 211L224 212L225 208L223 207V205L226 204V203L228 202V200H229V199H227L228 197H225ZM111 196H112V195H111ZM127 196H128V195H127ZM141 196H142V195H141ZM141 196H140V197H141ZM172 196H173V195H172ZM205 196H207V194H206ZM208 196H209V195H208ZM208 196H207V197H208ZM212 196H213V195H212ZM230 196H231V195H230ZM59 197H60V196H59ZM93 197H94V196H93ZM97 197H98V196H97ZM117 197H118V196H117ZM131 197L134 198L133 196H131ZM135 197H136V196H135ZM143 197H144V195H143ZM179 197H181V196L179 195ZM186 197H188V196H186ZM190 197H191V196H190ZM200 197H201V196H200ZM213 197H214V196H213ZM215 197H216V195H215ZM49 198L52 199L53 202L58 203V206H59V207H58V208L51 207V209L46 210L47 208H44V207H45V204H47V203H46V202H47L46 199L49 200ZM60 198H61V197H60ZM100 198H102V197L100 196ZM106 198H107V197H106ZM109 198H110V197H109ZM123 198H124V195H123ZM125 198H127V197L125 196ZM193 198H194V197H193ZM220 198H221V197H220ZM229 198H230V197H229ZM236 198H237V197H236ZM236 198L234 197V198H232V199L234 200V199H236ZM94 199H95V198H94ZM110 199H111V198H110ZM134 199L137 200V198H134ZM134 199H133V200H134ZM141 199H142V198H141ZM144 199H145V198H144ZM184 199H185V198H184ZM190 199H191V198H190ZM194 199H195V198H194ZM205 199H206V198H205ZM210 199H211V197H210ZM210 199H209L208 201H210ZM214 199H215V198H214ZM214 199H213V200H214ZM216 199H217V197H216ZM232 199H231V201H232ZM27 200H28V201H27ZM32 200H34L35 202L32 203ZM52 200H50V203L52 202ZM139 200H140V199H139ZM146 200H147V199H146ZM149 200H150V199H149ZM149 200H147V201L149 202ZM170 200H171V199H170ZM186 200H187V198H186ZM196 200H197L196 202L199 201V200L197 199V197H196ZM213 200H212V201H213ZM76 201H77V200H76ZM76 201H75L74 203H76ZM83 201H84V200H82L81 203H82ZM87 201H88V200H87ZM137 201H138V200H137ZM141 201H142V200H141ZM151 201H152V200H151ZM151 201H150V202H151ZM171 201H173V200H171ZM193 201H195V200H193ZM203 201H204V200H203ZM205 201H206V200H205ZM212 201H211V202H212ZM217 201H219V200H217ZM217 201H216V202H217ZM231 201H230V202H231ZM25 202H26V203H25ZM48 202H49V201H48ZM78 202H80V201H78ZM85 202H86V201H85ZM143 202L145 203V201H143ZM188 202H189V201H188ZM196 202H194V203H196ZM200 202H199V203H200ZM144 203H143V205H145ZM165 203H168V202H165ZM170 203H171V202H170ZM178 203H180V202H178ZM194 203H193V205H194ZM51 204H52V206H54L53 203H51ZM60 204H61V205H60ZM90 204H91V203H90ZM90 204H88V205H90ZM181 204L185 205V204L182 203V202H181ZM32 205H34V206H32ZM48 205H49V204H48ZM77 205H79V204H77ZM77 205H76V206H77ZM84 205H85V204H84ZM105 205H107V204H105ZM173 205H174V204H173ZM211 205H213V203H211ZM235 205H236V204H235ZM7 206H9V205H7ZM14 206H13V207H14ZM49 206H50V205H49ZM69 206H70V205H69ZM71 206H72V205H71ZM103 206H104V205H103ZM203 206H204V205H203ZM80 207H81V206H80ZM173 207L175 208V206H173ZM176 207H179V205L177 204ZM181 207H183V206H181ZM226 207H227V206H226ZM228 207H230V206H228ZM235 207H236V206H235ZM185 208L187 209L188 207L185 206ZM243 208H244V207H242V209H243ZM250 208H251V207H250ZM250 208H249V209H250ZM252 208H254V209H253V210H250V211L254 214L253 211H254L257 207H256V208H255V207H252ZM73 209H74V208H73ZM147 209H148V208H147ZM175 209L178 210V208H175ZM179 209H180V211H181V208H180V207H179ZM189 209H190V207H189ZM198 209H199V208H198ZM230 209H231V208H230ZM235 209H236V208H235ZM82 210H83V211H82ZM177 210H176V211H177ZM192 210H193V209H192ZM238 210H240V209H238ZM244 210H245V209H244ZM247 210H248V209H246L245 211H243V210H242V211H243V213H246ZM258 210H259V209H256L255 211H258ZM260 210H261V213H262V215H261V216H262V219H261V217L258 216V217L260 218V219H259V218L257 217L259 220L254 219L253 217L251 218V220H252V222H253L252 224L255 226V228H258L259 230L264 231V229H262V228L264 227V207L261 208ZM260 210H259V211H260ZM89 211H90V210L87 209V212L90 213V214H92V213L89 212ZM100 211L102 212V209H101ZM104 211H105V210H104ZM204 211H205V210H204ZM206 211H208V210H206ZM236 211H237V210H236ZM85 212H86V211H85ZM234 212H235V211H234ZM251 212H250V213H251ZM180 213H181V212H180ZM183 213H184V212H183ZM185 213H187V211H186ZM188 213H190V212H188ZM194 213H193V211H192L191 215L194 214ZM196 213H195V214H196ZM224 213H225V212H224ZM237 213H238V212H237ZM239 213H240V212H239ZM252 213H251L250 215H251V216H254V215H252ZM255 213H256V212H255ZM73 214H74V215H73ZM86 214H87V213H86ZM166 214H167V213H166ZM235 214H236V213H235ZM257 214H259V213H257ZM75 215H76V216H75ZM187 215H188V214H187ZM239 215H240V214H239ZM243 215H245V214H243ZM246 215H247V214H246ZM248 215H249V212H248ZM29 216H30V217H29ZM93 216H94V215H93ZM119 216H120V215H119ZM170 216H171V215H170ZM192 216H193V215H192ZM197 216L195 215V218H193V219H197ZM234 216H235V215H234ZM251 216H250V217H251ZM2 217H3V216H2ZM83 217H84V216H83ZM188 217H189V216H188ZM236 217H238V218H236ZM236 217H235V219H239V216H236ZM240 217H242V213H241V216H240ZM248 217H249V216H248ZM4 218H5V219H4L5 222H7V221H9V220H10V222H11V220H12V218H14V216H13L11 219H9V220H6V216H5ZM7 218H8V217H7ZM91 218H92V219H91ZM242 218L245 219V217H242ZM242 218H241V220H240V223L242 222ZM255 218H256V216H255ZM0 219H1V218H0ZM112 219H113V218H112ZM144 219H145V218H144ZM186 219H189V218H186ZM209 219H211V218H209ZM219 219H220V218H219ZM2 220H3V219H2ZM25 220H26V221H25ZM91 220H92V221H91ZM97 220H99V219H97ZM232 220H233V219H232ZM251 220H250V221H251ZM94 221H95V220H94ZM100 221H101V220H100ZM109 221H110V220H109ZM139 221H140V220H139ZM162 221H163V220H162ZM162 221H160V222H162ZM172 221H173V220H172ZM192 221H193V220H192ZM207 221H208V220H207ZM209 221H210V220H209ZM212 221H213V220H212ZM214 221H216V220H214ZM235 221H236V220H235ZM246 221L248 222V219H247ZM5 222H4V223H5ZM36 222H37V224H36ZM96 222H97V221H96ZM147 222H148V221H147ZM151 222H152V221H151ZM199 222H201V221H199ZM204 222H206V221H204ZM216 222H217V221H216ZM243 222H244V221H243ZM12 223H13V221H12ZM155 223H156V222H155ZM158 223H159V222H158ZM174 223H175V222H174ZM176 223H177V222H176ZM176 223H175V224H176ZM201 223H202V222H201ZM213 223H214V222H213ZM230 223H231V222H230ZM233 223H234V222H233ZM14 224H12L13 227H14ZM162 224H163V223H162ZM164 224H165V223H164ZM169 224H170V223H169ZM181 224H182V223H181ZM186 224H187V223H186ZM189 224H190V223H189ZM191 224H193V223H191ZM241 224H242V223H241ZM1 225H2V224H1ZM67 225H68V224H67ZM77 225H76V226H77ZM111 225H112V224H111ZM193 225H194V224H193ZM193 225H192V226L190 225V226L193 227ZM195 225H196V224H195ZM214 225H215V223H214ZM222 225H223V224H222ZM8 226H9V225H8ZM8 226H2V227H5V228L7 227V228H8ZM50 226L52 227V225H50ZM50 226H49V227H50ZM163 226H164V225H163ZM176 226H178V225H175V227H176ZM182 226H183V224H182ZM184 226H185V225H184ZM196 226H198V225H196ZM10 227H11V226H10ZM10 227H9V229H10V231L12 232L13 230H11ZM13 227H12V228H13ZM31 227H32V226H31ZM79 227H78V228H79ZM185 227L187 228V226H185ZM212 227H213V226H212ZM217 227L219 228V225H218ZM225 227H226V226H224V228H225ZM55 228H56V227H55ZM55 228L53 227V230H52L53 233L51 232V233H52L51 235H53V234L55 235V233H57L56 230H55V233H54V229H55ZM75 228H76V227H75ZM75 228H74V230H75ZM78 228H77V230H78ZM157 228H158V227H157ZM172 228H173V227H172ZM176 228H177V227H176ZM176 228H175V229H176ZM188 228L190 229V227H188ZM194 228H197V227H194ZM194 228H191V230H193ZM199 228H200V226H199ZM218 228H217V229H218ZM227 228H228V227H226V229H227ZM22 229H24V228L22 227ZM40 229H41V230H40ZM56 229L58 230L59 228H56ZM169 229H170V228H169ZM179 229H180V228H179ZM189 229H188V230H189ZM201 229H203V228L201 227ZM14 230H15V229H14ZM20 230H21V229H20ZM46 230H47V229H46ZM62 230H65V229H62ZM117 230H118V229H117ZM157 230H158V229H157ZM188 230H187V231H188ZM191 230H190L189 233H192ZM196 230H197V229H196ZM204 230H206V229H204ZM215 230H216V229H215ZM219 230H220V229H219ZM22 231H23V230H22ZM47 231H49V230H47ZM66 231H67V230H66ZM82 231L79 230L77 233H79V232L83 233ZM91 231H90V233H91ZM107 231H108V232H107ZM184 231H185V230H184ZM194 231H195V230H194ZM198 231H199V230H198ZM221 231H222V230H221ZM223 231H224V230H223ZM225 231H226V230H225ZM229 231L231 232L230 229H229ZM229 231H228V233H229ZM23 232H24V231H23ZM60 232H61V230H60ZM69 232H70V231H69ZM69 232H68V233H69ZM71 232H72V231H71ZM75 232H76V231H75ZM96 232H97V233H96ZM111 232H112V231H111ZM178 232H179V231H178ZM205 232H208V231H205ZM212 232H213V231H212ZM226 232H227V231H226ZM235 232H236V231H235ZM13 233H14V232H12V234H13ZM31 233H32V232H31ZM35 233H36V232H35ZM44 233H45V232H44ZM65 233H66V232H65ZM81 233H80V234H81ZM98 233H99V234H98ZM109 233H110V232H109ZM116 233H117V232H116ZM180 233H181V232H180ZM180 233H179V234H180ZM184 233H185V232H184ZM186 233H187V232H186ZM186 233H185V234H186ZM195 233H196V232H195ZM201 233H202V232H201ZM224 233H225V232H224ZM232 233H233V232H232ZM232 233H231V234H232ZM239 233H240V232L238 231V234H239ZM248 233L251 235V232H248ZM10 234H11V233H10ZM15 234H16V233H15ZM15 234H14V237H15ZM23 234H24V233H23ZM40 234H39V235H40ZM97 234H98V235H97ZM125 234H126V233H125ZM173 234H174V233H173ZM205 234H207V233H205ZM205 234H204V235H205ZM211 234H215V233H210V236H209V235H207V236H209V238H212V239L214 238L215 240H214V241L210 240V242L212 241V243H210V242H209V243H210L211 245H213V246H214V245H217V244L219 245V243H221V240H222L223 238L221 239V238H218L217 236H213V235H211ZM218 234L221 235V232H220V233L218 232ZM218 234L216 233V235H218ZM252 234H253V238H254V236H255L256 234L254 235L253 232H252ZM8 235H9V233H8ZM32 235H33V234H32ZM61 235H63V234L61 233ZM68 235H69V234H68ZM74 235H75V233H74ZM74 235H73V236H74ZM85 235H86V234H85ZM85 235H82V237L85 236ZM87 235H88V234H87ZM87 235H86V236H87ZM99 235H100L101 237H100ZM169 235H170V233H169ZM186 235L189 236V237L191 238L194 234H193V235H192V234H186ZM201 235H202V234H201ZM225 235H226V234H223V236H225ZM233 235H234V233H233ZM236 235H237V234L235 233V236H236ZM247 235H248V234H247ZM6 236H7V235H6ZM10 236H11V235H10ZM10 236H9V237H10ZM20 236H21V235H20ZM20 236H19V237H20ZM43 236H44V234H43ZM55 236H56V235H55ZM57 236H58V235H57ZM78 236H81V235L78 234ZM98 236H99V239H98L99 241L97 240ZM124 236H125V235H124ZM195 236H196V235H195ZM202 236H203V235H202ZM218 236H219V235H218ZM235 236H234V238H235ZM238 236H239V235H238ZM241 236H242V235H241ZM248 236H249V235H248ZM258 236H260V235L258 234ZM258 236L256 235L257 238H258ZM23 237H24V236H22V238H23ZM32 237H33V236H32ZM32 237H31V238H32ZM53 237H54V236H53ZM58 237H59V236H58ZM95 237H97V238H95ZM175 237H176V236H175ZM177 237H178V236H177ZM179 237H180V236H179ZM242 237H243V236H242ZM250 237H251V236H250ZM1 238H2V237H1ZM20 238H21V237H20ZM22 238H21V239H22ZM33 238H35V237H33ZM33 238H32V239H33ZM44 238H45V237H44ZM60 238H62V237H60ZM63 238H65V235H63ZM71 238L74 239V240L77 239V241L80 240L81 244L84 243V242H87V241H88V237H87L86 239H85V237H84L83 239H82L81 237H77V238L75 239L74 237L71 236ZM118 238H119V237H118ZM171 238H172V237H171ZM183 238H184V237H183ZM186 238H188V237H186ZM190 238H189V239H190ZM201 238H202V237H201ZM205 238H206V237H205ZM209 238L207 237V239H209ZM230 238H231V237H230ZM230 238H229V239H230ZM234 238H233V239H234ZM240 238H241V237H240ZM244 238H245V237H244ZM244 238H243V240H244ZM248 238H249V237H248ZM260 238H262V237L260 236L258 239H260ZM32 239H29V240H32ZM39 239H40V238H39V236H38V240H39ZM57 239H58V238H57ZM66 239H67V237H66ZM69 239H70V238H69ZM69 239H68V240H69ZM122 239H124V238H122ZM184 239H185V238H184ZM191 239H193V238H191ZM191 239H190V240H191ZM235 239H237V238H235ZM238 239H239V238H238ZM254 239H255V238H254ZM29 240H28V241H29ZM64 240H65V239H64ZM68 240H67V241H68ZM193 240H194V239H193ZM195 240H196V239H195ZM202 240H203V239H202ZM227 240H228V238H227ZM227 240H226V241H227ZM241 240H242V239H241ZM243 240H242V241H243ZM245 240H246V239H245ZM263 240H264V239H262V242H257V241H258V240H257L256 242H254V245L257 244V248H261V249H262V247H264V241H263ZM62 241H63V240H62ZM69 241H70V240H69ZM90 241L92 242L91 238H90ZM118 241H119V240H118ZM123 241H124V240H123ZM132 241H133V240H132ZM134 241H135V240H134ZM145 241H146V240H145ZM188 241H189V240H188ZM196 241H197V240H196ZM200 241H201V240H200ZM222 241H225V240H222ZM226 241H225V242H226ZM236 241H237V240H236ZM249 241H250V238H249ZM78 242H79V241H78ZM80 242H79V243H80ZM120 242H121V241H120ZM126 242H127V241H126ZM128 242H130V241L128 240ZM158 242H159V241H158ZM193 242L195 243V241H193ZM198 242H199V240H198ZM229 242H231V240H229ZM229 242H227V243H229ZM234 242H235V240H234ZM234 242H233V243H234ZM245 242H246V241H245ZM252 242H253V241H252ZM22 243H23V242H22ZM124 243H125V242H124ZM134 243H135V242H134ZM233 243H230L229 245H231V244H233ZM238 243H240V242H238ZM104 244H105V243H104ZM106 244H107V243H106ZM122 244H123V243H122ZM130 244H131V243H130ZM130 244H129V245H130ZM132 244H133V243H132ZM132 244H131V245H132ZM150 244H151V243H150ZM150 244H149V245H150ZM162 244H163V243H162ZM200 244H202V243H200ZM243 244H246V243H242V245H243ZM251 244H252V243H251ZM251 244H250V246H251ZM30 245H31V243H30ZM39 245H40V244H39ZM41 245H42V244H41ZM86 245H87V244H86ZM86 245H85V246H86ZM125 245H126V243H125ZM134 245H135V244H134ZM173 245H174V244H173ZM185 245H186L187 247H191V245H187V241H186V244H185ZM220 245H222V244H220ZM246 245H247V244H246ZM246 245H245V246H246ZM248 245H249V244H248ZM248 245H247V247H248ZM254 245H252V246H254ZM66 246H67V245H66ZM82 246H83V244H82ZM95 246H94V247H95ZM109 246H111V245H109ZM146 246H148V244H147ZM176 246H178V245H176ZM237 246H238V245H237ZM237 246H236V248H237ZM240 246H241V245H240ZM252 246H251V247H252ZM30 247H31V246H30ZM86 247H88V245H87ZM90 247H91V246H90ZM112 247H113V246H112ZM166 247H167V246H166ZM172 247H174V246H172ZM209 247H210V246H209ZM226 247H227V246H226ZM232 247H233V246H231V248L228 247V248H229L228 251H227L228 253H233V248H234L235 246H234L233 248H232ZM255 247H256V246H255ZM109 248H110V247H109ZM120 248H121V247H120ZM125 248H126V247H124V249H125ZM214 248L216 249V246L213 247V248L211 247L212 250H213ZM239 248H240V247H239ZM241 248H245V247H241ZM248 248H250V247H248ZM95 249H96V248H95ZM97 249H98V248H97ZM97 249H96V250H97ZM134 249H135V248H134ZM169 249H170V248H169ZM218 249H219V246H218V248H217L216 250H218ZM250 249H251V248H250ZM252 249L255 250L256 248H252ZM261 249H260V250H261ZM82 250H84V249H82ZM92 250H93V249H92ZM103 250H104V249H101V251H103ZM113 250H114V249H113ZM126 250H127V249H126ZM131 250H132V249H131ZM222 250H223V249H222ZM235 250H237V249H235ZM245 250H246V249H245ZM247 250H248V249H247ZM1 251H3V249H1ZM86 251H87V250H86ZM97 251H98V250H97ZM97 251H96V252H97ZM151 251H152V250H151ZM159 251H160V250H159ZM167 251H168V250H167ZM176 251H177V250H176ZM181 251H182V250H181ZM239 251H241V250H239ZM248 251H249V250H248ZM248 251H247V252H248ZM255 251H256V250H255ZM123 252H124V251H123ZM168 252H169V251H168ZM179 252H180V251H179ZM225 252H226V251H225ZM237 252H238V251H237ZM237 252H235L234 256H233V254H231L233 257H232L231 255H230V257H226L225 254H224V255L221 254V251L218 250L217 253H216V252H213V254H215L214 257H213L214 259H211V258H210V259L213 260V261H217V260H219L220 258H225V263H227L228 261H231L229 264H231L233 261H237V263H238V262H239V263L242 262L243 264H264V263H261L262 261H261L260 263L257 262V261H254V260H252V259H251V260H252V261H251L250 259L247 258V256H243L244 253L242 254V253L240 252L241 255H242V256H240L239 253H237ZM244 252H245V251H244ZM257 252H259V254H260V251H257ZM2 253H3V252H2ZM85 253H86V252H85ZM85 253H84V256H85ZM87 253H88V252H87ZM97 253H99V252H97ZM112 253H113V252H112ZM124 253H125V252H124ZM136 253H137V252L135 251V253H132V254H136ZM180 253H181V252H180ZM180 253H179V255H180ZM185 253H188L187 250H186ZM250 253H252V252L250 251ZM255 253H256V252H255ZM94 254H95V253H94ZM129 254H130V253H128V255L125 256V255L122 253V251L119 249V247H118V252H116V253L114 254V255H115L114 257H116V262H117V264H128V262L131 261V257H132V256H130ZM155 254H156V253H155ZM168 254H170V253H168ZM168 254H167V255H168ZM173 254H175V252H174ZM213 254H212V255H213ZM226 254H227V253H226ZM248 254H249V252H248ZM261 254H262V252H261ZM3 255H4V254H3ZM81 255H83V254H81ZM86 255H87V254H86ZM139 255H140V254H139ZM139 255H138V256H139ZM183 255H185V254H183ZM212 255L210 254L209 256L212 257ZM245 255H246V252H245ZM255 255H256V254H255ZM255 255H253V256H255ZM69 256H70V255H69ZM138 256H136V257L138 258ZM165 256H166V255H165ZM185 256H186V255H185ZM185 256H182V257H185ZM190 256H191V255H190ZM224 256H225V257H224ZM227 256H228V255H227ZM0 257H1V256H0ZM14 257H15V256H14ZM85 257H86V256H85ZM88 257H89V256H88ZM141 257H142V256H141ZM141 257H139V259H140ZM145 257H146V256L144 255V258H145ZM187 257H188V255H187ZM248 257H250V255H249ZM259 257H260V256H259ZM59 258H60V257H59ZM159 258H160V257H159ZM169 258H170V257H169ZM179 258H180V256H179ZM197 258H198V257H197ZM197 258L195 259V262H196ZM208 258H209V257H208ZM237 258H238V259H237ZM252 258L254 259V257H252ZM260 258H261V257H260ZM260 258H259V260H263V259H260ZM39 259H40V258H39ZM73 259H74V258H73ZM73 259H72V260H73ZM86 259H87V257H86ZM139 259H138V260H139ZM142 259H143V258H142ZM148 259H149V257H148ZM187 259H188V258H187ZM187 259H185V260H187ZM192 259H193V258H192ZM200 259H201V257H200ZM57 260H58V258H57ZM63 260H64V257H63ZM63 260H62V257H61L60 261L63 262ZM67 260H69V259H67ZM75 260H76V258H75ZM135 260H136V259H135ZM146 260H147V258H146ZM146 260H145V261H146ZM198 260H199V259H198ZM198 260H197V262H198ZM204 260H205V259H204ZM208 260H209V259H207V261H208ZM249 260H250V261H249ZM257 260H258V259H257ZM58 261H59V260H58ZM139 261H140V260H139ZM143 261H144V260H143ZM180 261H182V259H181ZM187 261H188V260H187ZM187 261H186V262H187ZM191 261H192V260H191ZM207 261H206V262H207ZM221 261H223V260H221ZM35 262H36V261H35ZM37 262H39V261H37ZM72 262H73V261H72ZM151 262H152V260H151ZM189 262H190V261H189ZM208 262H210V261H208ZM208 262H207V264H209ZM217 262H218V261H217ZM60 263H61V262H60ZM143 263L145 264V262H143ZM183 263H185V261H183ZM190 263H191V262H190ZM190 263H188V264H190ZM199 263H200V261H199ZM212 263H213V262H212ZM220 263H221V262H220ZM235 263H236V262H235ZM37 264H38V263H37ZM129 264H130V262H129ZM131 264H133V263L131 262ZM153 264H155V263L153 262ZM200 264H202V263H200ZM214 264H215V263H214ZM218 264H219V263H218ZM232 264H233V263H232Z\"/></svg>",
	"mask_w": 264,
	"mask_h": 264
}]
</instances>
